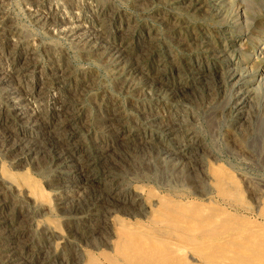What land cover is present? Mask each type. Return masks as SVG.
<instances>
[{"label":"rangeland","instance_id":"obj_1","mask_svg":"<svg viewBox=\"0 0 264 264\" xmlns=\"http://www.w3.org/2000/svg\"><path fill=\"white\" fill-rule=\"evenodd\" d=\"M154 1L153 0H104V1L103 0H96V1L95 0L94 1L93 0H81V1L80 0H2L1 1L0 0V5L2 6V7L0 6L1 7L0 12H1V14H4V15L0 16L1 17L0 18V21H1L0 22V31L2 32V33L0 32L1 33L0 34V38H1L0 39V43H1L0 53H2V54H0V57L3 56L2 59H0V66H1L0 70L3 69L2 71L5 73L13 71L11 69L14 68V65L16 62L15 63L12 62V60L7 57L8 53L12 52L13 49L17 48V49H22L24 51H27L29 49V51H31L32 54L28 60L30 62V65L33 66V68L31 69L32 78H33V79H31V83H32L31 86L34 87L35 84H38L40 86H38V89H35V91L28 94L27 96H22V99L25 98L27 103L30 106L32 105V103H33V105H35L36 103L38 104V101H39V105L41 103V105H40L41 106V108H40L41 112L40 113L43 115L41 116L42 121L40 122V119H39L38 125H40L42 127H46V128H48L50 126V129H52V130L55 129V131L58 129L57 130L58 136L55 135L56 137L53 138L52 141L46 143V145H45V148H47L46 150L43 149L41 146H38V144H37V145H35V149H34L35 152L33 150L32 153H26L24 150L19 152V153H15V154L9 153L7 151V145H6L7 142L5 141V139L1 135L2 138H0V140H1L0 144L2 145V147L0 145V166H2V168L5 167L4 168L5 172H2L3 169H0V173L2 172L3 178H5L7 181H10L13 184H15V187L17 186L19 189H22L23 192H25L27 194V196L30 195V193H28V190L30 191V189H31V188L29 189V185L27 184V182H29V183L32 182V184H35L37 186V189L39 190V194L38 195L31 194L29 196V200L27 201L23 195L22 196H20L21 194L20 195H16V194L14 195V193L8 191L6 187L1 188V186H0V189L5 190L2 192L3 196L1 195V198H0V203H1V199L4 202V204L1 203L2 206H4V208L3 207H2L3 209L1 208L3 212L0 213V219H1L0 220L1 221L0 222V229H1L0 230V233H1V235H0V239H1L0 240L1 241L0 242V249H1L0 250V254H1L0 255V264H5V263H7V264H20V263L21 264H36V263L37 264H46V263H48V264H64V263L65 264H72V263L76 264L79 261H81V262H79L77 264H110L109 262H110L111 258L117 259V257H118V254H116V251H115L116 250V244L118 241V237L122 233V230L124 227H126V229H127V227H128V229H133V228H137L138 226H140V227L143 226L145 228H147V227L151 228V226H152V222H151L152 221V215L156 213L155 209H157V211H158L159 209L172 208L174 206H177L181 210L187 211L189 213H191L192 211L195 212V211L199 210L201 212L204 211L203 213H205L208 216L213 215V216L219 217L220 218L219 220L221 222L219 225H220V227H223L225 229L240 228V227L242 228L244 226L245 227L250 226L248 228H250L251 230H254V229H258L260 227H264V223H261V221H264V193H261L262 191H264V190H262V188H264V126H262V124H264V120H262V119H264V110H262V109H264V0H195V1L194 0H154ZM96 2H98V3H96ZM49 4H51V5H49ZM183 4L185 5V7ZM43 5H44V7H43ZM131 5L134 7H132ZM5 6H6V8H5ZM47 6H48V8H47ZM2 10H4L6 13ZM91 11H93V12H91ZM43 12H44V14H43ZM98 13H100V14H98ZM161 13H162V15H161ZM129 14H131V15H129ZM46 15H47V17H46ZM60 15L62 18H59ZM180 16H182V17H180ZM161 18H162V20H161ZM165 18H167V19H165ZM116 19H118V20H116ZM184 20H185V22H184ZM12 21L15 24H13ZM39 21H40V24H39ZM63 22H64V24H63ZM170 22H171V24H170ZM201 22H202V24H201ZM134 23L136 24V26ZM62 24H63V26H62ZM128 24H130V25L128 26ZM154 24H155V26H154ZM193 24H194V26H192ZM216 24H218V25H216ZM3 25H5L6 27H4ZM7 26L9 27V29ZM105 26L106 27L108 26V28L109 27L110 28L106 29ZM87 28H89V29H87ZM118 28H119V30H118ZM17 29H18V31H17ZM176 29H177V31H176ZM94 30H96V31H94ZM97 30H98V33H97ZM105 30H109V31L104 32ZM154 30H156V31H154ZM74 32H76L77 34ZM157 32L159 35H157ZM27 33L29 34L28 36H27ZM139 33H140V35H138ZM11 34H12V36H9ZM25 34H26V38H25ZM65 34H66V36H65ZM74 34H75V36H74ZM104 34H105V36L107 35L106 38H105V36H103ZM113 34L115 36H113ZM2 35L4 36V38L1 37ZM13 35H15V36H13ZM16 36H18V37L20 36L19 40H18V37H16ZM70 36H73V38H69ZM112 37H114V38H112ZM8 38H9V40H8ZM27 38H29V39H27ZM111 38H112V40H111ZM31 39H32V41H31ZM186 39H188V40H186ZM193 39L195 40V42ZM1 40H3V41H1ZM13 40H15L16 42H14ZM125 40H127V41H125ZM178 40H180V41H178ZM111 41H112V43H111ZM34 42H35L36 46L33 44ZM168 42H169V44H168ZM21 44H23L24 46ZM49 44H50V46H49ZM125 44H126V46H125ZM177 47H178V49H177ZM4 48H6L7 50ZM26 48H28V49H26ZM85 48H86V50H85ZM123 48L125 50H123ZM200 48H202V49H200ZM1 49H3V50H1ZM38 49H39V51H38ZM90 50L91 51L93 50L92 53H90L91 52ZM112 50H113V52H112ZM5 51L7 52V54L5 53ZM46 51H47V54H46ZM88 51H90V52H88ZM142 51H144V54H142ZM126 53H128V54H126ZM4 54H5V56H4ZM130 55H132V56L130 57ZM33 57H34V59H32ZM156 59H157V61H156ZM1 61H3L6 65ZM6 61H9V62H6ZM31 61H32V63H31ZM101 62H103V63L101 64ZM141 62H143V64ZM66 63H68V64H66ZM55 64H57L58 67L60 66V68H59L60 70L56 69L58 67ZM115 66H116V68H115ZM49 68H52L53 71H52V69H49ZM33 70H35V71H33ZM140 71H142V72H140ZM112 74H113V76H112ZM116 74H117V76H116ZM75 75H76V78H75ZM70 77H71V79H70ZM37 78H39V79H37ZM22 79L23 78H20V81H23ZM97 79H98V81H96ZM50 81L51 82L53 81V82L50 83ZM72 81H73V83H72ZM103 81H104V83H103ZM223 81H225V83H223ZM64 82H66V84ZM112 82H113V84H111ZM120 82H122V83H120ZM22 84L23 83H21V87H22ZM118 84L120 86H117ZM66 85H68V86H66ZM126 85H127V87H126L127 91H125ZM183 85H185V86H183ZM21 87H19V89ZM88 87H89V89H88ZM23 88H24V85H23ZM48 89H49V91H48ZM40 90L42 91V93ZM37 91H39V92H37ZM71 91L72 92L76 91V92L70 93ZM135 92L138 94L136 95ZM150 92H152V93H150ZM153 92H155V93H153ZM35 93H36V95H35ZM46 94H48V95H46ZM70 94H72L74 96V98ZM75 94H77V95H75ZM110 94H111V96H110ZM154 94H156V95H154ZM242 94H243V96H242ZM139 95L140 96L142 95V96L140 97ZM36 96H37V99H36ZM50 96H51V98H50ZM5 97H6V95L4 94V92H2V90H0V105H1V108L3 109V110L1 109L0 111H1L2 116L5 115V114H3L4 113L3 111L4 110L6 111V109L9 108V105H10V103L6 102ZM54 97H56L57 99ZM103 97H105V98H103ZM233 97H235V98H233ZM58 98H60V99H58ZM109 98H110V100H109ZM241 98H243V99H241ZM217 99H218V101H217ZM240 100H242V101H240ZM110 101H112V102H110ZM215 101H217V102L213 103ZM119 102H120V104H119ZM133 102L135 105H133ZM145 102H147V103H145ZM4 103H5V105H3ZM148 103H149V105H148ZM64 104H67V105H64ZM104 104H106V105H104ZM146 104H147V107H146ZM69 105H70V107H69ZM141 105H143V106L141 107ZM150 105L152 106V108L150 107ZM159 105H160V107H159ZM44 106H45V108H43ZM55 106L57 107V109ZM122 106L124 108H121ZM256 106H257V108H256ZM50 107H53V108H50ZM114 107H115V109H114ZM234 107H236V108H234ZM208 108L210 109V112H209ZM113 109L118 111V112L114 111ZM124 109H125V111H124ZM155 109L156 110L158 109V112ZM57 110L58 111L60 110L59 111L60 114L58 116L55 113V111H57ZM139 110H140V112H138ZM82 112H83V114H82ZM150 113H152L151 117H149ZM155 113H157V114H155ZM72 114H74V115H72ZM145 114H146V116H143ZM169 114H170V116H169ZM176 114H177V116H176ZM260 114H262V115H260ZM64 115L65 116L67 115V116L65 117ZM84 116H86V117H84ZM115 116H116V118H115ZM59 117H60V119H59ZM146 117H147V119H146ZM152 117H153V119H152ZM85 118H87V119H85ZM182 118H183V120H182ZM254 118H256V120ZM71 119H72V121H71ZM134 119H135V123H134V121H132ZM233 119H235V120H233ZM44 120H48V121H46V123H45ZM97 120H102V121H97ZM151 120H153V121H151ZM54 121H55V123H54ZM148 121H150V122H148ZM186 121L188 122V124ZM43 122H44V124H43ZM106 122H108V123H106ZM153 122H155V123H153ZM10 123H11L13 129H20L21 124H19L18 121L16 122V120H14V117L10 116ZM95 123H96V125H95ZM105 123H106V126L104 125ZM117 123H118V125H117ZM130 123H132L133 125H131ZM60 124H62V125H60ZM84 124H85V127H84ZM86 124H88V126ZM247 125L248 126L251 125V126L248 127ZM58 126L59 127L61 126V127L58 128ZM113 126L115 127L114 131H113ZM116 126H119L120 129H119V127H116ZM64 128L65 129L68 128V129L65 130ZM59 129H60V132H59ZM63 130H64V132H63ZM108 130H109V132H108ZM137 130L140 131L139 134H138ZM164 130H165V132H164ZM188 130L189 131L191 130V131L189 132ZM238 130H239V132H238ZM81 131H82V133H81ZM249 131H250V134H249ZM52 132L53 131H51V133ZM69 132H71V133H69ZM87 132H88V134H87ZM142 132H143V135L141 134ZM146 133H147V135H146ZM182 133H183V135H182ZM61 134L64 136H62ZM115 134H117V135H115ZM154 135L157 138H155ZM180 135H182L181 136L182 138L179 139ZM243 135H244V137H243ZM81 136H83V137L81 138ZM93 136H95V137H93ZM123 136H125V137H123ZM196 136L198 138H196ZM148 137L151 139H149ZM193 137H195V138H193ZM58 138H60L59 139L60 141H56V140H58ZM64 138H65V140H64ZM80 139H81V141H80ZM128 139H130V140H128ZM139 139L141 140L140 142H139ZM157 139L161 142H159ZM174 139H178L179 142L177 140H174ZM181 139H182L183 144L181 142ZM197 139H198V141H197ZM13 140H14V138H13ZM131 140H132V142H131ZM149 140H150V142H149ZM190 140L193 142H191ZM202 140H203V142H201ZM242 140L244 141V143H242L243 142ZM56 143H57V145H56ZM118 143H120V144H118ZM163 143H164V145H163ZM191 143H194V144H191ZM70 144L72 147H70ZM152 144H154V145H152ZM173 144H174V146H173ZM176 144H178L179 146ZM183 145H185V146H183ZM158 146L159 147L163 146V147L161 149V147L159 148ZM166 147L168 149H166ZM174 147L178 148V149H175ZM203 147H205V148L203 149ZM79 148H80V150H79ZM182 149H184V150H182ZM195 150L198 152H196ZM206 150H208L207 153H206ZM258 150H260V151H258ZM1 151H3V152H1ZM6 151H7V154H6ZM44 151L48 154H46ZM78 151H79V153H78ZM157 151H158V153L160 152L161 154L160 153H159L160 155L157 154ZM72 152H74V153H72ZM80 152H82V154ZM100 152H102V153H100ZM152 152H153V154H152ZM164 152H166V153H164ZM155 153H156V157H154ZM167 153H174V155H173L174 158L173 159L168 158L166 156ZM195 153L196 154L198 153V155H196ZM85 154H86V156L87 155L88 156L86 157ZM149 154H150V156H149ZM91 155H93V156H91ZM146 155L148 156L147 157L148 159L146 158ZM161 155H162V157H161ZM32 156H34V157H32ZM140 156L143 159H141ZM188 156L189 157L193 156L192 159H193V161L194 160L195 161L193 162L191 160V158H189ZM197 156H198V160H197ZM179 157H183V158H179ZM34 158H35V162H34ZM99 158H100V160H99ZM158 158H160L161 160H158ZM155 159H156V161H155ZM174 159H177V160H174ZM39 160H43V161H39ZM69 160H72L76 165H74V167H71V165L69 166L68 164H66L65 162H68ZM75 160H76V162H75ZM136 160H137V162H136ZM143 160H144V162H143ZM5 161L6 162L10 161L11 163L10 162L5 163ZM23 161L26 163H24ZM127 161L129 163H127ZM177 161L178 162L180 161V162L178 163ZM41 162H42V164H41ZM139 162H140V165H139ZM200 162H202L203 164ZM27 163L29 166H27ZM208 163H209V165H208ZM114 164H117V165L114 166ZM17 165H19V166H17ZM160 165H162V166H160ZM210 165L215 167V168L211 167ZM15 166H17V167H15ZM77 166L79 168H77ZM130 166L132 168H130ZM146 166H148V167L150 166V167L148 168ZM200 166H202V167H200ZM34 167H36V168H34ZM104 167H106V169ZM153 167H155V168H153ZM165 167L166 168L168 167V169H165ZM147 168L150 170H148ZM174 168L176 169L175 172H174ZM217 168H221V170L217 169ZM50 169H52V170H50ZM141 169H142V171H141ZM226 169H228V171ZM85 170L88 174L85 172ZM100 170L102 172H100ZM103 170H107V171H103ZM137 170H138V174L136 173ZM164 170H166V171H164ZM170 170L172 173L170 172ZM203 170L206 172H204ZM214 170H216V171H214ZM185 171H187V173ZM23 172H24V175H22ZM180 172H182V173L180 174ZM68 173L71 175H69ZM121 173H124V174L119 175ZM153 173H156V174L153 175ZM7 174H9V175H7ZM44 174H46V175H44ZM170 174H172V176ZM183 174H184V176L179 177V175H183ZM189 174H191V175H189ZM194 174H196V175L194 176ZM197 174H200V176ZM217 174H219L218 177H217ZM227 174H228V176H230V175L231 176L228 178ZM15 175L22 176L21 178H23L24 180L20 179L19 176L17 177ZM53 175H54V177H53ZM112 175L115 177H113ZM12 176H13V179H12ZM24 176H28V178L26 179V177H24ZM66 176H68V177H66ZM101 176H102V178H101ZM126 176H127L128 180H127ZM160 176H162V180L158 179V178H161ZM163 176H165V178ZM209 176H211V177H209ZM14 177L16 178V180ZM106 177H107V179H106ZM204 177L207 178L208 180L207 179H205L206 181L202 180V179H204ZM86 178L88 179V181ZM110 178H112V179L110 180ZM211 178L213 179V181L211 180ZM231 178H233L234 180L232 179V181H230ZM30 179H31V181H30ZM157 179L160 181L159 183H161V184L157 183ZM168 179H171V180H168ZM191 179H193V180H191ZM241 179H242V181H241ZM83 180H84V182H83ZM167 180H168V182H167ZM218 180L222 181V183ZM110 181H111V184H110ZM141 181H143V182H141ZM170 181H171V183H169ZM175 181H177V184H178V182H180V185H177ZM203 181L205 182V184L208 181L207 185H205L203 183ZM164 182H166V184L168 183L167 184L168 187L166 184H164ZM103 183H105V184H103ZM162 183L166 186H164ZM172 183H175L176 186ZM213 183L216 184L215 186H217L218 188L215 187ZM97 184H98V186H97ZM124 184H125V186H123ZM126 184H127V186H126ZM130 184H132V185H130ZM156 184H157V186H156ZM183 184L185 185V187H183ZM227 184H229V185H227ZM211 185H213V188ZM64 186L66 188H64ZM108 186H109V188H108ZM122 186L124 187L125 197L129 198L126 201H123V200L121 201V198H119L116 194H114L112 192L113 190L116 191L117 188H119V187L123 189ZM137 186L141 190L138 189ZM146 186H148V187H146ZM187 186L189 187V189L192 188L191 193H190V190L187 189L188 188ZM244 186L246 187L247 190H245ZM97 187H98V189H97ZM112 187H113V189H112ZM260 187H261V189H260ZM158 188H160V189H158ZM168 188L171 190H169ZM182 188H184V190ZM233 188H236V189H233ZM83 189H84V191H83ZM111 189H112V191H111ZM131 189L134 191H132ZM137 189L139 191H137ZM179 189H182V190L179 191ZM215 189H217V190H215ZM221 189H222V191H221ZM258 189H260V191ZM125 190H126V193H125ZM166 190H168V191H166ZM233 190H235L234 193H233ZM91 191H93L94 193L93 192L91 193ZM210 191H212L213 193ZM227 191L228 192L232 191V194L228 193ZM76 192L79 194H77ZM167 192H169V193L167 194ZM186 192H188V193H186ZM214 192H216L217 194ZM223 192H226V193H223ZM42 193H45V194H42ZM83 193H85V194L83 195ZM179 193H181V194H179ZM195 193H197V194H195ZM202 193L203 194L205 193V194L203 195ZM235 193H237L238 198H236ZM46 194H47V196L45 197L44 195H46ZM76 194L79 195V197ZM112 194H114L115 196L114 195L110 196ZM193 194H195V195H193ZM211 194L212 195L215 194L214 198ZM219 194H221V195H219ZM225 194H227V196L225 197L226 199H228L227 197L229 196V194L231 195V196H229L230 198L227 201L224 198ZM39 195H43L44 199L42 198V196H39ZM161 195H162V197H161ZM207 195H209L210 197ZM216 195H219L221 198L219 196H216ZM233 195H235V197ZM259 195H260V197H257ZM85 196H88L89 198L85 197ZM99 196H100V198H99ZM108 196H109V198H108ZM141 196L143 197V199L146 200L145 202ZM232 196L234 197V199L231 198ZM251 196H253L254 198ZM255 196L257 198H255ZM10 197H12V199H9ZM14 197H15V199H14ZM18 197L19 198L21 197V199H23V200H20ZM208 197H209V199H208ZM40 198H42V199L40 200ZM72 198H74V199H72ZM136 198H137V200H136ZM153 198L156 199V201ZM186 198H187V200L185 201ZM212 198H213V200H212ZM32 199H34V200H32ZM214 199L216 200V203L213 202ZM237 199L240 200V203H238L239 201ZM36 200H37V202H36ZM132 200L133 201L135 200L134 204H133ZM170 200H172V201H170ZM206 200H208V201H206ZM209 200H210V203H212V204L206 203V202H209ZM234 200H236V201L233 202ZM33 201H35L36 203ZM70 201H71V203H69ZM180 201H182V202H180ZM187 201H189V202H187ZM242 201H243L244 205H242L243 204ZM17 202H19V203L21 202V203L19 204ZM146 202H147V204H146ZM154 202H156L155 205H154ZM176 202H178V203H176ZM148 203L150 204V207H147ZM152 203L154 206L152 205ZM213 203H215V205H213ZM222 203H223V205H222ZM24 204H25V206L26 205L27 206L26 207L23 206ZM107 204H108V206H107ZM138 205L140 206V208ZM201 205H202V207H201ZM236 205L238 208L236 207ZM239 205H241V206L239 207ZM248 205L250 208L248 207ZM43 206H44V209H43ZM41 207H42V209H41ZM51 207H53V208H51ZM96 207H97V209H96ZM125 207H127V208H125ZM133 207H134V209H133ZM142 207H144V208H142ZM151 207H152V209H151ZM18 208H20V210ZM66 208H68V209H66ZM106 208H108V209H106ZM135 208H138V209H135ZM148 208H150L151 210H149ZM233 208L235 209V211L238 210L239 208H241V209L238 210L239 212L238 211L235 212ZM5 209H6V211H5ZM37 209H38V211H37ZM140 209H141V211H140ZM33 210H35V211H33ZM44 210H45V212H44ZM46 210H48V212ZM64 210H66V211H64ZM128 210H130V211H128ZM142 210H143V212H142ZM163 210H165V209H163ZM249 210L251 213L246 212ZM23 211H24V214H21V213H23ZM26 211H29V212H26ZM117 211H119V212H117ZM144 211H146V214H144L145 213ZM222 211L227 213V214L222 215L221 214ZM126 212H128V213H126ZM18 213H19V215H18ZM23 216H24V219L22 218ZM82 216H84V217H82ZM107 216H109V217H107ZM2 217H4V218H2ZM254 217H256V218H254ZM7 218H10V219H7ZM112 218H115L117 221L115 220V222H111V221H113ZM147 218H148V220H147ZM27 219L28 220L30 219L29 220L30 222L33 221L31 223L34 226V231H36L33 235H30L31 237L27 236V234H26L28 223H30ZM14 221H16V222H14ZM47 221H48V223H47ZM122 221H123V224L125 226L121 225ZM36 222L38 223V225L36 224ZM73 222H75V223H73ZM95 222H96V224H95ZM116 222H118L119 224ZM133 222L135 224H133ZM104 223H105V225H104ZM148 223H150V224H148ZM52 224H54L53 225L54 227L52 226ZM110 224H111V226H110ZM248 224H250V225H248ZM15 225H16V228H15ZM39 225H41V226H39ZM108 225H109V227H108ZM2 226H3V228H1ZM11 226H13V227H11ZM44 226H45V228L47 227L46 230H51V231L55 232V235L53 237L47 235L45 233L46 230L43 229ZM9 227L12 229H10ZM40 227H42V228H40ZM90 227H92V228H90ZM37 228L39 230H37ZM2 230L5 232H3ZM110 230H111V232H110ZM60 232H61V234H60ZM98 232H99V234H98ZM57 233H59V235H62L61 239H60V236L57 235ZM25 236H27V237H25ZM45 236H46V238H45ZM36 237H38V238H36ZM55 237H57V238H55ZM105 238H106V240H105ZM112 238H113V240H112ZM54 239L56 241L58 239H60V240H58L56 242V241H54ZM109 239H111L112 241ZM47 240H49V241H47ZM34 241L36 242L35 244H34ZM64 241H66V242L64 243ZM67 241H69V242H67ZM9 242H10V244H9ZM16 242H17V244H16ZM37 242L40 244H38ZM19 243H20V245H19ZM48 243H50V244H48ZM47 244H48V246H50V245L51 246L53 245V246L48 247ZM95 244H96V246H95ZM55 245H57V247H54ZM74 246H77V248ZM99 246H101V247H99ZM33 247H34V249H33ZM56 248L57 249L59 248V250H57ZM2 249H3V251H2ZM55 249H56V251H55ZM75 249H76V251H75ZM79 249H80V251H79ZM8 250H10V251L8 252ZM48 250H50V251L48 252ZM54 251H55V253H54ZM67 252H68L69 256H68ZM75 252H77V253L74 254ZM23 254H25V255H23ZM35 254H36V256H35ZM61 254H63V255H61ZM40 255H42V256H40ZM15 256H17V257H15ZM94 256H96V257H94ZM28 257H29V259H28ZM56 257H58V258H56ZM75 257L79 260L76 261ZM33 258H35L34 259L35 261L33 260ZM49 258H51L52 260ZM61 258H63V259H61ZM69 258H70V260H69ZM71 258H73V259L75 258V259L72 260ZM100 258H101V260H100ZM185 260H184V262L186 264H198L196 262L190 261L187 257ZM55 261H57V262H55ZM117 262H118V264H120V261H117Z\"/></svg>","mask_w":264,"mask_h":264},{"label":"bare ground","instance_id":"obj_2","mask_svg":"<svg viewBox=\"0 0 264 264\" xmlns=\"http://www.w3.org/2000/svg\"><path fill=\"white\" fill-rule=\"evenodd\" d=\"M2 1V0H1ZM81 1V0H80ZM94 1V0H93ZM96 1V0H95ZM104 1V0H103ZM154 1V0H153ZM195 1V0H194ZM6 2V1H5ZM8 2V1H7ZM36 2V1H35ZM64 2V1H63ZM83 2V1H82ZM108 2V1H107ZM151 2V1H150ZM155 2V1H154ZM159 2V1H158ZM187 2V1H186ZM189 2V1H188ZM3 3V2H2ZM75 3V2H74ZM73 3V4H74ZM87 3V2H86ZM96 3H98V2H96ZM111 3V2H110ZM113 3V2H112ZM118 3V2H117ZM43 4V3H42ZM81 4V3H80ZM83 4V3H82ZM92 4V3H91ZM95 4V3H94ZM93 4V5H94ZM106 4V3H105ZM108 4V3H107ZM36 5V4H35ZM49 5H51V4H49ZM48 5V6H49ZM75 5V4H74ZM85 5V4H84ZM88 5V4H87ZM115 5V4H114ZM141 5V4H140ZM146 5V4H145ZM184 5V4H183ZM1 6V5H0ZM41 6V5H40ZM48 6H47V8H48ZM56 6V5H55ZM102 6V5H101ZM100 6V7H101ZM132 6V5H131ZM130 6V7H131ZM2 7V6H1ZM1 7H0V9H1ZM43 7H44V5H43ZM75 7V6H74ZM121 7V6H120ZM132 7H134V6H132ZM175 7V6H174ZM184 7H185V5H184ZM5 8H6V6H5ZM76 8V7H75ZM104 8V7H103ZM106 8V7H105ZM165 8V7H164ZM44 9V8H43ZM79 9V8H78ZM90 9V8H89ZM94 9V8H93ZM55 10V9H54ZM82 10V9H81ZM88 10V9H87ZM98 10V9H97ZM107 10V9H106ZM123 10V9H122ZM140 10V9H139ZM142 10V9H141ZM163 10V9H162ZM187 10V9H186ZM2 11H4V10H2ZM34 11V10H33ZM43 11V10H42ZM99 11V10H98ZM5 12V11H4ZM59 12V11H58ZM91 12H93V11H91ZM3 13V12H2ZM6 13V12H5ZM9 13V12H8ZM90 13V12H89ZM112 13V12H111ZM123 13V12H122ZM142 13V12H141ZM0 14H1V12H0ZM40 14V13H39ZM43 14H44V12H43ZM59 14V13H58ZM92 14V13H91ZM97 14V13H96ZM98 14H100V13H98ZM127 14V13H126ZM172 14V13H171ZM177 14V13H176ZM2 15H4V14H1L0 16H2ZM11 15V14H10ZM129 15H131V14H129ZM161 15H162V13H161ZM205 15V14H204ZM209 15V14H208ZM116 16V15H115ZM127 16V15H126ZM135 16V15H134ZM139 16V15H138ZM141 16V15H140ZM171 16V15H170ZM183 16V15H182ZM182 16H180V17H182ZM197 16V15H196ZM6 17V16H5ZM11 17V16H10ZM9 17V18H10ZM46 17H47V15H46ZM98 17V16H97ZM129 17V16H128ZM131 17V16H130ZM152 17V16H151ZM162 17V16H161ZM1 18V17H0ZM59 18H62L61 17V15H60V17ZM137 18V17H136ZM197 18V17H196ZM5 19V18H4ZM54 19V18H53ZM78 19V18H77ZM99 19V18H98ZM126 19V18H125ZM149 19V18H148ZM165 19H167V18H165ZM181 19V18H180ZM2 20V19H1ZM15 20V19H14ZM42 20V19H41ZM57 20V19H56ZM88 20V19H87ZM105 20V19H104ZM116 20H118V19H116ZM142 20V19H141ZM161 20H162V18H161ZM7 21V20H6ZM5 21V22H6ZM9 21V20H8ZM58 21V20H57ZM66 21V20H65ZM68 21V20H67ZM86 21V20H85ZM84 21V22H85ZM97 21V20H96ZM102 21V20H101ZM188 21V20H187ZM1 22V21H0ZM43 22V21H42ZM53 22V21H52ZM78 22V21H77ZM100 22V21H99ZM116 22V21H115ZM114 22V23H115ZM120 22V21H119ZM126 22V21H125ZM142 22V21H141ZM161 22V21H160ZM184 22H185V20H184ZM11 23V22H10ZM12 23H13V21H12ZM11 23V24H12ZM38 23V22H37ZM49 23V22H48ZM54 23V22H53ZM76 23V22H75ZM138 23V22H137ZM146 23V22H145ZM144 23V24H145ZM163 23V22H162ZM167 23V22H166ZM174 23V22H173ZM189 23V22H188ZM9 24V23H8ZM13 24H15V23H13ZM39 24H40V21H39ZM63 24H64V22H63ZM63 24H62V26H63ZM66 24V23H65ZM72 24V23H71ZM80 24V23H79ZM85 24V23H84ZM83 24V25H84ZM100 24V23H99ZM135 24V23H134ZM141 24V23H140ZM170 24H171V22H170ZM191 24V23H190ZM201 24H202V22H201ZM7 25V24H6ZM82 25V26H83ZM96 25V24H95ZM110 25V24H109ZM114 25V24H113ZM130 24H128V26H129ZM175 25V24H174ZM197 25V24H196ZM216 25H218V24H216ZM4 27H6L5 25H3ZM53 26V25H52ZM71 26V25H70ZM86 26V25H85ZM90 26V25H89ZM124 26V25H123ZM135 26H136V24H135ZM154 26H155V24H154ZM157 26V25H156ZM192 26H194V24L192 25ZM207 26V25H206ZM213 26V25H212ZM8 27V26H7ZM13 27V26H12ZM91 27V26H90ZM93 27V26H92ZM97 27V26H96ZM106 27V26H105ZM141 27V26H140ZM190 27V26H189ZM14 28V27H13ZM18 28V27H17ZM100 28V27H99ZM110 28V27H109ZM108 28V26L106 27V29H109ZM159 28V27H158ZM8 29H9V27H8ZM58 29V28H57ZM60 29V28H59ZM75 29V28H74ZM87 29H89V28H87ZM103 29V28H102ZM121 29V28H120ZM125 29V28H124ZM132 29V28H131ZM145 29V28H144ZM153 29V28H152ZM162 29V28H161ZM191 29V28H190ZM189 29V30H190ZM2 30V29H1ZM7 30V29H6ZM13 30V29H12ZM99 30V29H98ZM98 30H97V33H98ZM116 30V29H115ZM118 30H119V28H118ZM117 30V31H118ZM184 30V29H183ZM197 30V29H196ZM17 31H18V29H17ZM85 31V30H84ZM88 31V30H87ZM94 31H96V30H94ZM101 31V30H100ZM107 31H109V30H105L104 32H107ZM111 31V30H110ZM116 31V32H117ZM140 31V30H139ZM152 31V30H151ZM154 31H156V30H154ZM164 31V30H163ZM162 31V32H163ZM172 31V30H171ZM176 31H177V29H176ZM1 32V31H0ZM7 32V31H6ZM16 32V31H15ZM47 32V31H46ZM66 32V31H65ZM68 32V31H67ZM113 32V31H112ZM121 32V31H120ZM133 32V31H132ZM170 32V31H169ZM173 32V31H172ZM180 32V31H179ZM2 33V32H1ZM0 33V34H1ZM9 33V32H8ZM7 33V34H8ZM11 33V32H10ZM18 33V32H17ZM23 33V32H22ZM70 33V32H69ZM74 33H76V32H74ZM83 33V32H82ZM87 33V32H86ZM115 33V32H114ZM124 33V32H123ZM151 33V32H150ZM165 33V32H164ZM177 33V32H176ZM182 33V32H181ZM197 33V32H196ZM16 34V33H15ZM19 34V33H18ZM77 34V33H76ZM88 34V33H87ZM100 34V33H99ZM125 34V33H124ZM143 34V33H142ZM174 34V33H173ZM179 34V33H178ZM195 34V33H194ZM29 34L27 33V36H28ZM92 35V34H91ZM97 35V34H96ZM102 35V34H101ZM135 35V34H134ZM133 35V36H134ZM138 35H140V33L138 34ZM151 35V34H150ZM157 35H159L158 34V32H157ZM165 35V34H164ZM167 35V34H166ZM9 36H12V34L11 35H9ZM8 36V37H9ZM13 36H15V35H13ZM65 36H66V34H65ZM74 36H75V34H74ZM103 36H105V34L103 35ZM107 36V35H106ZM106 36H105V38H106ZM110 36V35H109ZM113 36H115L114 34H113ZM174 36V35H173ZM179 36V35H178ZM194 36V35H193ZM1 37H3L4 38V36L2 35ZM16 37H18V36H16ZM142 37V36H141ZM12 38V37H11ZM10 38V39H11ZM19 38H20V36L18 37V40H19ZM25 38H26V34H25ZM67 38V37H66ZM69 38H73V36H70ZM68 38V39H69ZM95 38V37H94ZM112 38H114V37H112ZM112 38H111V40H112ZM116 38V37H115ZM172 38V37H171ZM1 39V38H0ZM27 39H29V38H27ZM129 39V38H128ZM156 39V38H155ZM164 39V38H163ZM178 39V38H177ZM199 39V38H198ZM8 40H9V38H8ZM7 40V41H8ZM16 40V39H15ZM15 40H13L14 42H16ZM26 40V39H25ZM75 40V39H74ZM92 40V39H91ZM103 40V39H102ZM114 40V39H113ZM120 40V39H119ZM140 40V39H139ZM176 40V39H175ZM181 40V39H180ZM180 40H178V41H180ZM184 40V39H183ZM186 40H188V39H186ZM185 40V41H186ZM194 40V39H193ZM1 41H3V40H1ZM12 41V42H13ZM28 41V40H27ZM31 41H32V39H31ZM70 41V40H69ZM108 41V40H107ZM122 41V40H121ZM125 41H127V40H125ZM143 41V40H142ZM173 41V40H172ZM171 41V42H172ZM197 41V40H196ZM19 42V41H18ZM25 42V41H24ZM89 42V41H88ZM117 42V41H116ZM130 42V41H129ZM132 42V41H131ZM137 42V41H136ZM147 42V41H146ZM194 42H195V40H194ZM22 43V42H21ZM30 43V42H29ZM37 43V42H36ZM75 43V42H74ZM80 43V42H79ZM94 43V42H93ZM99 43V42H98ZM101 43V42H100ZM103 43V42H102ZM111 43H112V41H111ZM114 43V42H113ZM145 43V42H144ZM155 43V42H154ZM159 43V42H158ZM162 43V42H161ZM175 43V42H174ZM20 44V43H19ZM26 44V43H25ZM28 44V43H27ZM34 45H35V42L33 43ZM46 44V43H45ZM121 44V43H120ZM137 44V43H136ZM168 44H169V42H168ZM202 44V43H201ZM21 45H23V44H21ZM56 45V44H55ZM114 45V44H113ZM133 45V44H132ZM165 45V44H164ZM187 45V44H186ZM0 46H1V43H0ZM9 46V45H8ZM13 46V45H12ZM15 46V45H14ZM24 46V45H23ZM36 46V45H35ZM49 46H50V44H49ZM88 46V45H87ZM86 46V47H87ZM121 46V45H120ZM125 46H126V44H125ZM134 46V45H133ZM197 46V45H196ZM10 47V46H9ZM16 47V46H15ZM22 47V46H21ZM42 47V46H41ZM46 47V46H45ZM84 47V46H83ZM123 47V46H122ZM147 47V46H146ZM34 48V47H33ZM115 48V47H114ZM125 48V47H124ZM123 48V50H125ZM134 48V47H133ZM188 48V47H187ZM4 49H6V48H4ZM11 49V48H10ZM26 49H28V48H26ZM36 49V48H35ZM43 49V48H42ZM46 49V48H45ZM58 49V48H57ZM75 49V48H74ZM84 49V48H83ZM88 49V48H87ZM95 49V48H94ZM132 49V48H131ZM139 49V48H138ZM152 49V48H151ZM171 49V48H170ZM177 49H178V47H177ZM200 49H202V48H200ZM206 49V48H205ZM1 50H3V49H1ZM7 50V49H6ZM34 50V49H33ZM41 50V49H40ZM61 50V49H60ZM63 50V49H62ZM85 50H86V48H85ZM104 50V49H103ZM175 50V49H174ZM198 50V49H197ZM38 51H39V49H38ZM79 51V50H78ZM77 51V52H78ZM91 51V50H90ZM90 51H88V52H90ZM93 51V50H92ZM92 51L90 52V53H92ZM95 51V50H94ZM122 51V50H121ZM155 51V50H154ZM179 51V50H178ZM2 52V51H1ZM75 52V51H74ZM80 52V51H79ZM112 52H113V50H112ZM212 52V51H211ZM5 53L7 54V52L5 51ZM97 53V52H96ZM109 53V52H108ZM131 53V52H130ZM203 53V52H202ZM209 53V52H208ZM0 54H2V53H0ZM31 51H29V49L27 50V51H24V50H22V49H17V48H15V49H13V51L12 52H10V53H8V55H7V57L9 58V59H11L12 60V62H16L15 63V65H14V68H12L11 70H13L12 72L10 71V72H7V73H5V72H3L2 70L3 69H1L0 70V90H2V92H4V94L6 95V97H5V99H6V102H8V103H10V105H9V108H7L6 109V111L4 110L3 112V114H5L4 116H2L1 115V111H0V138H4L5 139V141L7 142V151L9 152V153H11V154H15V153H19V152H21V151H25L26 153H32V151L35 149V145H37L38 144V146H41L43 149H47V148H45V145H46V143H48V142H50V141H52L53 140V138H55L56 136H58V129L55 131V129H50V126L48 127V128H46V127H42V126H40V125H38V121H39V119H40V122L42 121V119H41V116L43 115V114H41L40 112H41V103H40V105H39V101H38V104L36 103L35 105H33V103H32V105L30 106L28 103H27V101H26V99L25 98H23L22 99V96H27L28 94H30V93H32L33 91H35V89H38V86H40V85H38V84H35V86L34 87H32L31 85H32V83H31V79H33L32 78V73H31V69L33 68V66L32 65H30V62L28 61L29 60V58H30V56H31ZM46 54H47V51H46ZM66 54V53H65ZM79 54V53H78ZM77 54V55H78ZM84 54V53H83ZM126 54H128V53H126ZM142 54H144V51H142ZM35 55V54H34ZM67 55V54H66ZM136 55V54H135ZM146 55V54H145ZM2 56V55H1ZM4 56H5V54H4ZM58 56V55H57ZM65 56V55H64ZM80 56V55H79ZM84 56V55H83ZM128 56V55H127ZM132 55H130V57H131ZM189 56V55H188ZM3 57V56H2ZM2 57H0V59H2ZM51 57V56H50ZM56 57V56H55ZM126 57V56H125ZM134 57V56H133ZM136 57V56H135ZM150 57V56H149ZM5 58V57H4ZM64 58V57H63ZM73 58V57H72ZM87 58V57H86ZM137 58V57H136ZM171 58V57H170ZM6 59V58H5ZM32 59H34V57L32 58ZM31 59V60H32ZM65 59V58H64ZM4 60V59H3ZM54 60V59H53ZM56 60V59H55ZM61 60V59H60ZM171 60V59H170ZM175 60V59H174ZM233 60V59H232ZM10 61V60H9ZM9 61H6V62H9ZM67 61V60H66ZM65 61V62H66ZM153 61V60H152ZM156 61H157V59H156ZM1 62H3V61H1ZM61 62V61H60ZM74 62V61H73ZM123 62V61H122ZM121 62V63H122ZM129 62V61H128ZM136 62V61H135ZM146 62V61H145ZM154 62V61H153ZM161 62V61H160ZM172 62V61H171ZM175 62V61H174ZM4 63V62H3ZM31 63H32V61H31ZM71 63V62H70ZM103 62H101V64H102ZM142 64H143V62H141ZM140 63V64H141ZM148 63V62H147ZM237 63V62H236ZM242 63V62H241ZM5 64V63H4ZM42 64V63H41ZM58 64V63H57ZM57 64H55L57 67H58V65ZM66 64H68V63H66ZM151 64V63H150ZM175 64V63H174ZM6 65V64H5ZM12 65V64H11ZM64 65V64H63ZM117 65V64H116ZM121 65V64H120ZM136 65V64H135ZM36 66V65H35ZM104 66V65H103ZM114 66V65H113ZM240 66V65H239ZM1 67V66H0ZM3 67V66H2ZM9 67V66H8ZM11 67V66H10ZM49 67V66H48ZM72 67V66H71ZM142 67V66H141ZM157 67V66H156ZM159 67V66H158ZM179 67V66H178ZM38 68V67H37ZM43 68V67H42ZM60 68V66L58 67V68H56V69H59ZM68 68V67H67ZM92 68V67H91ZM95 68V67H94ZM101 68V67H100ZM115 68H116V66H115ZM167 68V67H166ZM175 68V67H174ZM229 68V67H228ZM6 69V68H5ZM4 69V70H5ZM10 69V68H9ZM36 69V68H35ZM49 69H52V68H49ZM66 69V68H65ZM82 69V68H81ZM80 69V70H81ZM89 69V68H88ZM87 69V70H88ZM103 69V68H102ZM139 69V68H138ZM154 69V68H153ZM45 70V69H44ZM60 70V69H59ZM68 70V69H67ZM86 70V69H85ZM131 70V69H130ZM215 70V69H214ZM33 71H35V70H33ZM50 71V70H49ZM52 71H53V69H52ZM70 71V70H69ZM77 71V70H76ZM79 71V70H78ZM83 71V70H82ZM81 71V72H82ZM95 71V70H94ZM112 71V70H111ZM121 71V70H120ZM133 71V70H132ZM200 71V70H199ZM55 72V71H54ZM86 72V71H85ZM88 72V71H87ZM140 72H142V71H140ZM139 72V73H140ZM175 72V71H174ZM181 72V71H180ZM37 73V72H36ZM42 73V72H41ZM57 73V72H56ZM113 73V72H112ZM167 73V72H166ZM219 73V72H218ZM50 74V73H49ZM67 74V73H66ZM114 74V73H113ZM113 74H112V76H113ZM212 74V73H211ZM210 74V75H211ZM153 75V74H152ZM163 75V74H162ZM91 76V75H90ZM105 76V75H104ZM110 76V75H109ZM116 76H117V74H116ZM56 77V76H55ZM73 77V76H72ZM129 77V76H128ZM134 77V76H133ZM132 77V78H133ZM167 77V76H166ZM182 77V76H181ZM222 77V76H221ZM20 78H23L22 80L23 81H20ZM42 78V77H41ZM49 78V77H48ZM75 78H76V75H75ZM83 78V77H82ZM106 78V77H105ZM37 79H39V78H37ZM57 79V78H56ZM61 79V78H60ZM69 79V78H68ZM70 79H71V77H70ZM74 79V78H73ZM85 79V78H84ZM90 79V78H89ZM114 79V78H113ZM124 79V78H123ZM244 79V78H243ZM83 80V79H82ZM107 80V79H106ZM143 80V79H142ZM157 80V79H156ZM161 80V79H160ZM167 80V79H166ZM197 80V79H196ZM235 80V79H234ZM48 81V80H47ZM84 81V80H83ZM90 81V80H89ZM96 81H98V79L96 80ZM124 81V80H123ZM151 81V80H150ZM149 81V82H150ZM164 81V80H163ZM25 82V83H24ZM29 82V83H28ZM33 82V81H32ZM35 82V81H34ZM53 82V81H52ZM51 81H50V83H52ZM79 82V81H78ZM101 82V81H100ZM165 82V81H164ZM192 82V81H191ZM21 83H23L22 84V87H21ZM40 83V82H39ZM48 83V82H47ZM49 83V84H50ZM65 84H66V82H64ZM63 83V84H64ZM72 83H73V81H72ZM89 83V82H88ZM91 83V82H90ZM103 83H104V81H103ZM118 83V82H117ZM120 83H122V82H120ZM119 83V84H120ZM132 83V82H131ZM182 83V82H181ZM223 83H225V81H223ZM43 84V83H42ZM48 84V85H49ZM85 84V83H84ZM92 84V83H91ZM111 84H113V82L111 83ZM117 85V86H120V85ZM127 84V83H126ZM164 84V83H163ZM185 84V83H184ZM23 85H24V88H23ZM34 85V84H33ZM46 85V84H45ZM55 85V84H54ZM73 85V84H72ZM76 85V84H75ZM80 85V84H79ZM128 85V84H127ZM127 85L125 86V88L127 87ZM149 85V84H148ZM147 85V86H148ZM169 85V84H168ZM167 85V86H168ZM226 85V84H225ZM66 86H68V85H66ZM71 86V85H70ZM86 86V85H85ZM90 86V85H89ZM103 86V85H102ZM116 86V87H117ZM124 86V85H123ZM172 86V85H171ZM181 86V85H180ZM183 86H185V85H183ZM233 86V85H232ZM239 86V85H238ZM19 87H21L20 89H19ZM43 87V86H42ZM52 87V86H51ZM50 87V88H51ZM107 87V86H106ZM122 87V86H121ZM150 87V86H149ZM170 87V86H169ZM174 87V86H173ZM194 87V86H193ZM48 88V87H47ZM68 88V87H67ZM137 88V87H136ZM171 88V87H170ZM176 88V87H175ZM183 88V87H182ZM241 88V87H240ZM43 89V88H42ZM81 89V88H80ZM84 89V88H83ZM88 89H89V87H88ZM92 89V88H91ZM95 89V88H94ZM98 89V88H97ZM180 89V88H179ZM226 89V88H225ZM71 90V89H70ZM104 90V89H103ZM133 90V89H132ZM135 90V89H134ZM148 90V89H147ZM207 90V89H206ZM229 90V89H228ZM41 91V90H40ZM48 91H49V89H48ZM68 91V90H67ZM85 91V90H84ZM92 91V90H91ZM118 91V90H117ZM116 91V92H117ZM125 91H127V88L125 89ZM131 91V90H130ZM235 91V90H234ZM237 91V90H236ZM37 92H39V91H37ZM59 92V91H58ZM74 92H76V91H74ZM74 92H70V93H74ZM108 92V91H107ZM115 92V91H114ZM123 92V91H122ZM148 92V91H147ZM159 92V91H158ZM229 92V91H228ZM41 93H42V91H41ZM78 93V92H77ZM81 93V92H80ZM83 93V92H82ZM92 93V92H91ZM136 93V92H135ZM144 93V92H143ZM150 93H152V92H150ZM153 93H155V92H153ZM181 93V92H180ZM255 93V92H254ZM40 94V93H39ZM67 94V93H66ZM138 93H136V95H137ZM145 94V93H144ZM230 94V93H229ZM35 95H36V93H35ZM41 95V94H40ZM46 95H48V94H46ZM68 95V94H67ZM70 95H72V94H70ZM75 95H77V94H75ZM88 95V94H87ZM90 95V94H89ZM92 95V94H91ZM143 95V94H142ZM141 95V96H142ZM154 95H156V94H154ZM251 95V94H250ZM253 95V94H252ZM32 96V95H31ZM43 96V95H42ZM54 96V95H53ZM73 96V95H72ZM81 96V95H80ZM85 96V95H84ZM103 96V95H102ZM101 96V97H102ZM109 96V95H108ZM110 96H111V94H110ZM118 96V95H117ZM140 96V95H139ZM140 96V97H141ZM145 96V95H144ZM242 96H243V94H242ZM47 97V96H46ZM218 97V96H217ZM229 97V96H228ZM246 97V96H245ZM32 98V97H31ZM39 98V97H38ZM44 98V97H43ZM42 98V99H43ZM50 98H51V96H50ZM49 98V99H50ZM54 98H56V97H54ZM73 98H74V96H73ZM103 98H105V97H103ZM131 98V97H130ZM139 98V97H138ZM154 98V97H153ZM233 98H235V97H233ZM35 99V98H34ZM36 99H37V96H36ZM48 99V100H49ZM53 99V98H52ZM57 99V98H56ZM58 99H60V98H58ZM62 99V98H61ZM114 99V98H113ZM116 99V98H115ZM162 99V98H161ZM185 99V98H184ZM237 99V98H236ZM241 99H243V98H241ZM28 100V99H27ZM64 100V99H63ZM108 100V99H107ZM109 100H110V98H109ZM112 100V99H111ZM119 100V99H118ZM139 100V99H138ZM141 100V99H140ZM152 100V99H151ZM258 100V99H257ZM35 101V100H34ZM43 101V100H42ZM217 101H218V99H217ZM217 101H215V102H213V103H216ZM240 101H242V100H240ZM249 101V100H248ZM47 102V101H46ZM52 102V101H51ZM57 102V101H56ZM110 102H112V101H110ZM151 102V101H150ZM158 102V101H157ZM48 103V102H47ZM50 103V102H49ZM55 103V102H54ZM60 103V102H59ZM85 103V102H84ZM106 103V102H105ZM131 103V102H130ZM139 103V102H138ZM142 103V102H141ZM145 103H147V102H145ZM162 103V102H161ZM160 103V104H161ZM44 104V103H43ZM70 104V103H69ZM74 104V103H73ZM117 104V103H116ZM119 104H120V102H119ZM132 104V103H131ZM155 104V103H154ZM157 104V103H156ZM239 104V103H238ZM246 104V103H245ZM258 104V103H257ZM3 105H5V103L3 104ZM48 105V104H47ZM46 105V106H47ZM53 105V104H52ZM64 105H67V104H64ZM104 105H106V104H104ZM113 105V104H112ZM111 105V106H112ZM133 105H135L134 104V102H133ZM148 105H149V103H148ZM248 105V104H247ZM50 106V105H49ZM57 106V105H56ZM55 106V107H56ZM132 106V105H131ZM137 106V105H136ZM143 105H141V107H142ZM226 106V105H225ZM232 106V105H231ZM54 107V106H53ZM53 107H50V108H53ZM59 107V106H58ZM69 107H70V105H69ZM133 107V106H132ZM146 107H147V104H146ZM150 107L152 108V106L150 105ZM156 107V106H155ZM159 107H160V105H159ZM212 107V106H211ZM219 107V106H218ZM259 107V106H258ZM4 108V107H3ZM43 108H45V106L43 107ZM74 108V107H73ZM81 108V107H80ZM83 108V107H82ZM85 108V107H84ZM119 108V107H118ZM121 108H124L123 106L121 107ZM138 108V107H137ZM145 108V107H144ZM175 108V107H174ZM173 108V109H174ZM234 108H236V107H234ZM256 108H257V106H256ZM2 108H1V105H0V110H1ZM56 109H57V107H56ZM62 109V108H61ZM64 109V108H63ZM78 109V108H77ZM110 109V108H109ZM114 109H115V107H114ZM113 109V110H114ZM143 109V108H142ZM154 109V108H153ZM209 109V108H208ZM3 110V109H2ZM49 110V109H48ZM144 110V109H143ZM156 110V109H155ZM163 110V109H162ZM169 110V109H168ZM224 110V109H223ZM238 110V109H237ZM262 110H264V109H262ZM60 111V110H59ZM58 110L57 111H55V113H56V115L58 116L59 114H60V112H59ZM71 111V110H70ZM81 111V110H80ZM79 111V112H80ZM114 111H116V110H114ZM124 111H125V109H124ZM157 112H158V109L156 110ZM161 111V110H160ZM212 111V110H211ZM62 112V111H61ZM73 112V111H72ZM84 112V111H83ZM83 112H82V114H83ZM87 112V111H86ZM113 112V111H112ZM116 112H118V111H116ZM115 112V113H116ZM138 112H140V110L138 111ZM143 112V111H142ZM150 112V111H149ZM152 112V111H151ZM163 112V111H162ZM209 112H210V109H209ZM215 112V111H214ZM257 112V111H256ZM49 113V112H48ZM147 113V112H146ZM165 113V112H164ZM163 113V114H164ZM206 113V112H205ZM41 114V115H40ZM113 114V113H112ZM120 114V113H119ZM136 114V113H135ZM139 114V113H138ZM151 114L152 113H150V115H149V117H151ZM155 114H157V113H155ZM160 114V113H159ZM162 114V113H161ZM166 114V113H165ZM164 114V115H165ZM204 114V113H203ZM215 114V113H214ZM220 114V113H219ZM245 114V113H244ZM253 114V113H252ZM257 114V113H256ZM47 115V114H46ZM70 115V114H69ZM68 115V116H69ZM72 115H74V114H72ZM86 115V114H85ZM125 115V114H124ZM148 115V114H147ZM195 115V114H194ZM211 115V114H210ZM209 115V116H210ZM260 115H262V114H260ZM259 115V116H260ZM10 116L11 117H14V120H16V122L18 121V123L19 124H21V126H20V129H13V127H12V125H11V123H10ZM38 116V117H37ZM51 116V115H50ZM65 116V115H64ZM67 116V115H66ZM65 116V117H66ZM76 116V115H75ZM130 116V115H129ZM134 116V115H133ZM139 116V115H138ZM141 116V115H140ZM143 116H146V114L145 115H143ZM153 116V115H152ZM169 116H170V114H169ZM176 116H177V114H176ZM208 116V117H209ZM235 116V115H234ZM242 116V115H241ZM258 116V115H257ZM49 117V116H48ZM61 117V116H60ZM60 117H59V119H60ZM84 117H86V116H84ZM109 117V116H108ZM120 117V116H119ZM175 117V116H174ZM233 117V116H232ZM77 118V117H76ZM96 118V117H95ZM115 118H116V116H115ZM126 118V117H125ZM136 118V117H135ZM157 118V117H156ZM176 118V117H175ZM207 118V117H206ZM245 118V117H244ZM253 118V117H252ZM45 119V118H44ZM66 119V118H65ZM70 119V118H69ZM79 119V118H78ZM83 119V118H82ZM85 119H87V118H85ZM119 119V118H118ZM122 119V118H121ZM146 119H147V117H146ZM152 119H153V117H152ZM155 119V118H154ZM220 119V118H219ZM248 119V118H247ZM255 120H256V118H254ZM62 120V119H61ZM64 120V119H63ZM94 120V119H93ZM127 120V119H126ZM144 120V119H143ZM172 120V119H171ZM182 120H183V118H182ZM233 120H235V119H233ZM245 120V119H244ZM262 120H264V119H262ZM45 121V123H46V121H48V120H44ZM71 121H72V119H71ZM77 121V120H76ZM97 121H102V120H97ZM124 121V120H123ZM132 121H134V123H135V119L134 120H132ZM151 121H153V120H151ZM166 121V120H165ZM60 122V121H59ZM65 122V121H64ZM70 122V121H69ZM74 122V121H73ZM83 122V121H82ZM81 122V123H82ZM104 122V121H103ZM110 122V121H109ZM148 122H150V121H148ZM176 122V121H175ZM187 122V121H186ZM244 122V121H243ZM260 122V121H259ZM54 123H55V121H54ZM86 123V122H85ZM106 123H108V122H106ZM106 123L104 124L105 126H106ZM121 123V122H120ZM123 123V122H122ZM138 123V122H137ZM153 123H155V122H153ZM170 123V122H169ZM177 123V122H176ZM251 123V122H250ZM17 124V123H16ZM42 124V123H41ZM43 124H44V122H43ZM59 124V123H58ZM131 125H133L132 123H130ZM142 124V123H141ZM174 124V123H173ZM187 124H188V122H187ZM47 125V124H46ZM60 125H62V124H60ZM81 125V124H80ZM87 126H88V124H86ZM95 125H96V123H95ZM117 125H118V123H117ZM122 125V124H121ZM129 125V124H128ZM140 125V124H139ZM138 125V126H139ZM179 125V124H178ZM185 125V124H184ZM210 125V124H209ZM238 125V124H237ZM14 126V125H13ZM64 126V125H63ZM79 126V125H78ZM126 126V125H125ZM141 126V125H140ZM143 126V125H142ZM180 126V125H179ZM189 126V125H188ZM245 126V125H244ZM248 126V125H247ZM251 126V125H250ZM250 126H248V127H250ZM262 126H264V124H262ZM19 127V126H18ZM61 127V126H60ZM59 126H58V128H60ZM82 127V126H81ZM84 127H85V124H84ZM116 127H119V126H116ZM124 127V126H123ZM213 127V126H212ZM73 128V127H72ZM111 128V127H110ZM114 126H113V131H114ZM65 129V128H64ZM68 129V128H67ZM67 129H65V130H67ZM112 129V128H111ZM119 129H120V127H119ZM135 129V128H134ZM251 129V128H250ZM76 130V129H75ZM97 130V129H96ZM124 130V129H123ZM129 130V129H128ZM132 130V129H131ZM145 130V129H144ZM154 130V129H153ZM167 130V129H166ZM180 130V129H179ZM51 131H53L52 133H51ZM138 131V130H137ZM143 131V130H142ZM189 131V130H188ZM191 131V130H190ZM189 131V132H190ZM193 131V130H192ZM59 132H60V129H59ZM63 132H64V130H63ZM98 132V131H97ZM108 132H109V130H108ZM120 132V131H119ZM133 132V131H132ZM139 132L140 131H138V134H139ZM147 132V131H146ZM154 132V131H153ZM164 132H165V130H164ZM238 132H239V130H238ZM68 133V132H67ZM69 133H71V132H69ZM81 133H82V131H81ZM80 133V134H81ZM105 133V132H104ZM117 133V132H116ZM123 133V132H122ZM136 133V132H135ZM157 133V132H156ZM155 133V134H156ZM159 133V132H158ZM185 133V132H184ZM52 136H51V135ZM87 134H88V132H87ZM127 134V133H126ZM125 134V135H126ZM142 135H143V132L141 133ZM140 134V135H141ZM172 134V133H171ZM176 134V133H175ZM178 134V133H177ZM196 134V133H195ZM249 134H250V131H249ZM1 135H2V137H1ZM56 135V136H55ZM62 135V134H61ZM75 135V134H74ZM86 135V134H85ZM115 135H117V134H115ZM120 135V134H119ZM118 135V136H119ZM124 135V134H123ZM146 135H147V133H146ZM153 135V134H152ZM161 135V134H160ZM174 135V134H173ZM182 135H183V133H182ZM182 135H180V137H179V139L180 138H182L181 136ZM6 136V137H5ZM62 136H64V135H62ZM66 136V135H65ZM69 136V135H68ZM67 136V137H68ZM87 136V135H86ZM96 136V135H95ZM95 136H93V137H95ZM103 136V135H102ZM145 136V135H144ZM149 136V135H148ZM151 136V135H150ZM155 136V135H154ZM162 136V135H161ZM172 136V135H171ZM170 136V137H171ZM178 136V135H177ZM185 136V135H184ZM183 136V137H184ZM248 136V135H247ZM61 137V136H60ZM83 136H81V138H82ZM123 137H125V136H123ZM176 137V136H175ZM243 137H244V135H243ZM13 138H14V140H13ZM66 138V137H65ZM65 138H64V140H65ZM78 138V137H77ZM133 138V137H132ZM144 138V137H143ZM149 138V137H148ZM147 138V139H148ZM155 138H157L156 136H155ZM165 138V137H164ZM178 138V137H177ZM189 138V137H188ZM193 138H195V137H193ZM196 138H198L197 136H196ZM60 138H58V140H56V141H60L59 140ZM63 139V138H62ZM74 139V138H73ZM79 139V138H78ZM97 139V138H96ZM149 139H151V138H149ZM190 139V138H189ZM200 139V138H199ZM16 140V141H15ZM119 140V139H118ZM125 140V139H124ZM127 140V139H126ZM128 140H130V139H128ZM145 140V139H144ZM158 140V139H157ZM164 140V139H163ZM170 140V139H169ZM174 140H177L178 141V139H174ZM187 140V139H186ZM185 140V141H186ZM1 141V140H0ZM4 141V140H3ZM2 141V142H3ZM80 141H81V139H80ZM141 140L139 139V142H140ZM148 141V140H147ZM159 141V140H158ZM157 141V142H158ZM171 141V140H170ZM191 141V140H190ZM197 141H198V139H197ZM237 141V140H236ZM243 141V140H242ZM128 142V141H127ZM126 142V143H127ZM131 142H132V140H131ZM134 142V141H133ZM149 142H150V140H149ZM159 142H161V141H159ZM179 142V141H178ZM181 142H182V139H181ZM180 142V143H181ZM191 142H193V141H191ZM201 142H203V140L201 141ZM247 142V141H246ZM60 143V142H59ZM66 143V142H65ZM74 143V142H73ZM84 143V142H83ZM155 143V142H154ZM175 143V142H174ZM242 143H244V141L242 142ZM50 144V143H49ZM103 144V143H102ZM118 144H120V143H118ZM143 144V143H142ZM162 144V143H161ZM182 144H183V142H182ZM191 144H194V143H191ZM199 144V143H198ZM201 144V143H200ZM1 145V144H0ZM56 145H57V143H56ZM73 145V144H72ZM96 145V144H95ZM111 145V144H110ZM152 145H154V144H152ZM160 145V144H159ZM163 145H164V143H163ZM172 145V144H171ZM176 145H178V144H176ZM175 145V146H176ZM205 145V144H204ZM49 146V145H48ZM52 146V145H51ZM84 146V145H83ZM88 146V145H87ZM99 146V145H98ZM157 146V145H156ZM169 146V145H168ZM173 146H174V144H173ZM179 146V145H178ZM183 146H185V145H183ZM191 146V145H190ZM258 146V145H257ZM1 147H2V145H1ZM66 147V146H65ZM69 147V146H68ZM70 147H72L71 146V144H70ZM77 147V146H76ZM144 147V146H143ZM150 147V146H149ZM152 147V146H151ZM154 147V146H153ZM159 147V146H158ZM161 147V146H160ZM159 147V148H160ZM163 147V146H162ZM162 147H161V149H162ZM165 147V146H164ZM198 147V146H197ZM210 147V146H209ZM50 148V147H49ZM75 148V147H74ZM85 148V147H84ZM128 148V147H127ZM142 148V147H141ZM175 148V147H174ZM186 148V147H185ZM189 148V147H188ZM187 148V149H188ZM199 148V147H198ZM201 148V147H200ZM205 147H203V149H204ZM65 149V148H64ZM67 149V148H66ZM82 149V148H81ZM105 149V148H104ZM144 149V148H143ZM150 149V148H149ZM166 149H168L167 147H166ZM175 149H178V148H175ZM5 150V149H4ZM59 150V149H58ZM69 150V149H68ZM77 150V149H76ZM79 150H80V148H79ZM96 150V149H95ZM94 150V151H95ZM147 150V149H146ZM182 150H184V149H182ZM181 150V151H182ZM211 150V149H210ZM7 151H6V154H7ZM73 151V150H72ZM87 151V150H86ZM106 151V150H105ZM178 151V150H177ZM196 151V150H195ZM257 151V150H256ZM258 151H260V150H258ZM1 152H3V151H1ZM34 152H35V150H34ZM45 152V151H44ZM67 152V151H66ZM97 152V151H96ZM107 152V151H106ZM133 152V151H132ZM168 152V151H167ZM174 152V151H173ZM183 152V151H182ZM185 152V151H184ZM196 152H198V151H196ZM208 152V150H206V153ZM210 152V151H209ZM46 153V152H45ZM54 153V152H53ZM72 153H74V152H72ZM78 153H79V151H78ZM81 154H82V152H80ZM99 153V152H98ZM97 153V154H98ZM100 153H102V152H100ZM151 153V152H150ZM160 153V152H159ZM158 153V151H157V154H159ZM164 153H166V152H164ZM191 153V152H190ZM46 154H48V153H46ZM61 154V153H60ZM76 154V153H75ZM145 154V153H144ZM148 154V153H147ZM152 154H153V152H152ZM161 154V153H160ZM159 154V155H160ZM182 154V153H181ZM196 154V153H195ZM202 154V153H201ZM204 154V153H203ZM213 154V153H212ZM42 155V154H41ZM40 155V156H41ZM142 155V154H141ZM173 155H174V153H167L166 154V156L168 157V158H171V159H173L174 157H173ZM193 155V154H192ZM196 155H198V153L196 154ZM14 156V155H13ZM12 156V157H13ZM17 156V155H16ZM24 156V155H23ZM22 156V157H23ZM48 156V155H47ZM65 156V155H64ZM80 156V155H79ZM85 156H86V154H85ZM88 156V155H87ZM86 156V157H87ZM91 156H93V155H91ZM102 156V155H101ZM149 156H150V154H149ZM153 156V155H152ZM151 156V157H152ZM210 156V155H209ZM2 157V156H1ZM7 157V156H6ZM9 157V156H8ZM18 157V156H17ZM32 157H34V156H32ZM56 157V156H55ZM58 157V156H57ZM63 157V156H62ZM99 157V156H98ZM145 157V156H144ZM148 156L146 155V158H147ZM154 157H156V153H155V156ZM161 157H162V155H161ZM189 157V156H188ZM193 157V156H192ZM192 157H189V158H191V160L193 161V159H192ZM195 157V156H194ZM15 158V157H14ZM78 158V157H77ZM95 158V157H94ZM105 158V157H104ZM140 158H141V156H140ZM179 158H183V157H179ZM178 158V159H179ZM186 158V157H185ZM207 158V157H206ZM19 159V158H18ZM38 159V158H37ZM63 159V158H62ZM86 159V158H85ZM84 159V160H85ZM121 159V158H120ZM141 159H143V158H141ZM148 159V158H147ZM146 159V160H147ZM187 159V158H186ZM185 159V160H186ZM14 160V159H13ZM29 160V159H28ZM83 160V161H84ZM90 160V159H89ZM99 160H100V158H99ZM105 160V159H104ZM103 160V161H104ZM131 160V159H130ZM150 160V159H149ZM158 160H161L160 158H158ZM163 160V159H162ZM174 160H177V159H174ZM197 160H198V156H197ZM18 161V160H17ZM25 161V160H24ZM23 161V162H24ZM39 161H43V160H39ZM50 161V160H49ZM91 161V160H90ZM110 161V160H109ZM108 161V162H109ZM132 161V160H131ZM155 161H156V159H155ZM195 161V160H194ZM193 161V162H194ZM203 161V160H202ZM3 162V161H2ZM7 162H10V161H7ZM6 161H5V163H7ZM34 162H35V158H34ZM59 162V161H58ZM57 162V163H58ZM75 162H76V160H75ZM107 162V161H106ZM134 162V161H133ZM136 162H137V160H136ZM135 162V163H136ZM143 162H144V160H143ZM150 162V161H149ZM165 162V161H164ZM178 162V161H177ZM180 162V161H179ZM178 162V163H179ZM197 162V161H196ZM205 162V161H204ZM207 162V161H206ZM11 163V162H10ZM18 163V162H17ZM24 163H26V162H24ZM23 163V164H24ZM56 163V164H57ZM66 164H68L69 166L71 165V167H74V165H76L72 160H69L68 162H65ZM83 163V162H82ZM97 163V162H96ZM127 163H129L128 161H127ZM162 163V162H161ZM200 163H202V162H200ZM199 163V164H200ZM15 164V163H14ZM21 164V163H20ZM19 164V165H20ZM41 164H42V162H41ZM64 164V163H63ZM62 164V165H63ZM88 164V163H87ZM105 164V163H104ZM144 164V163H143ZM150 164V163H149ZM164 164V163H163ZM162 164V165H163ZM203 164V163H202ZM207 164V163H206ZM8 165V164H7ZM19 165H17V166H19ZM34 165V164H33ZM80 165V164H79ZM91 165V164H90ZM103 165V164H102ZM115 165H117V164H114V166ZM139 165H140V162H139ZM142 165V164H141ZM146 165V164H145ZM152 165V164H151ZM162 165H160V166H162ZM167 165V164H166ZM178 165V164H177ZM198 165V164H197ZM196 165V166H197ZM208 165H209V163H208ZM215 165V164H214ZM10 166V165H9ZM14 166V165H13ZM17 166H15V167H17ZM25 166V165H24ZM27 166H29L28 165V163H27ZM36 166V165H35ZM43 166V165H42ZM54 166V165H53ZM67 166V165H66ZM112 166V165H111ZM136 166V165H135ZM159 166V165H158ZM171 166V165H170ZM206 166V165H205ZM211 166V165H210ZM216 166V165H215ZM219 166V165H218ZM217 166V167H218ZM23 167V166H22ZM47 167V166H46ZM63 167V166H62ZM94 167V166H93ZM120 167V166H119ZM139 167V166H138ZM146 167H148V166H146ZM145 167V168H146ZM150 167V166H149ZM148 167V168H149ZM174 167V166H173ZM172 167V168H173ZM200 167H202V166H200ZM211 167H213V166H211ZM5 168V167H4ZM4 168H2V166H0V169H3V171L2 172H5V170H4ZM24 168V167H23ZM34 168H36V167H34ZM68 168V167H67ZM77 168H79L78 166H77ZM88 168V167H87ZM105 169H106V167H104ZM128 168V167H127ZM130 168H132L131 166H130ZM134 168V167H133ZM140 168V167H139ZM147 168V169H148ZM153 168H155V167H153ZM171 168V167H170ZM177 168V167H176ZM184 168V167H183ZM186 168V167H185ZM213 168H215V167H213ZM10 169V168H9ZM12 169V168H11ZM17 169V168H16ZM89 169V168H88ZM121 169V168H120ZM129 169V168H128ZM146 169V170H147ZM165 169H168V167L166 168L165 167ZM187 169V168H186ZM217 169H220L221 170V168H217ZM27 170V169H26ZM50 170H52V169H50ZM76 170V169H75ZM80 170V169H79ZM110 170V169H109ZM130 170V169H129ZM148 170H150V169H148ZM157 170V169H156ZM155 170V171H156ZM175 168H174V172H175ZM179 170V169H178ZM206 170V169H205ZM227 171H228V169H226ZM9 171V170H8ZM24 171V170H23ZM38 171V170H37ZM57 171V170H56ZM91 171V170H90ZM103 171H107V170H103ZM112 171V170H111ZM127 171V170H126ZM134 171V170H133ZM132 171V172H133ZM141 171H142V169H141ZM144 171V170H143ZM154 171V172H155ZM158 171V170H157ZM163 171V170H162ZM164 171H166V170H164ZM173 171V170H172ZM181 171V170H180ZM183 171V170H182ZM202 171V170H201ZM204 171V170H203ZM214 171H216V170H214ZM223 171V170H222ZM2 172L0 173V186H1V188H7V190L8 191H10V192H13L14 193V195L16 194V195H20V196H24V198L28 201L29 200V196L31 195V194H35V195H38L39 194V190L37 189V186L35 185V184H32V182L31 183H29V182H27V184L29 185V189H30V191L28 190V193H30V195H28L27 196V194L25 193V192H23V190L22 189H19L17 186L15 187V184H13L12 182H10V181H7L5 178H3V175H2ZM44 172V171H43ZM77 172V171H76ZM85 172H86V170H85ZM100 172H102L101 170H100ZM120 172V171H119ZM148 172V171H147ZM170 172H171V170H170ZM178 172V171H177ZM186 173H187V171H185ZM204 172H206V171H204ZM48 173V172H47ZM46 173V174H47ZM59 173V172H58ZM62 173V172H61ZM60 173V174H61ZM75 173V172H74ZM80 173V172H79ZM83 173V172H82ZM81 173V174H82ZM87 173V172H86ZM85 173V174H86ZM131 173V172H130ZM129 173V174H130ZM137 174H138V170H137V172H136ZM149 173V172H148ZM152 173V172H151ZM168 173V172H167ZM172 173V172H171ZM182 172H180V174H181ZM198 173V172H197ZM203 173V172H202ZM213 173V172H212ZM228 173V172H227ZM18 174V173H17ZM46 174H44V175H46ZM69 174V173H68ZM77 174V173H76ZM84 174V173H83ZM82 174V175H83ZM88 174V173H87ZM86 174V175H87ZM97 174V173H96ZM106 174V173H105ZM113 174V173H112ZM116 174V173H115ZM124 173H121V174H119V175H123ZM128 174V173H127ZM134 174V173H133ZM141 174V173H140ZM143 174V173H142ZM154 174H156V173H153V175ZM166 174V173H165ZM206 174V173H205ZM7 175H9V174H7ZM11 175V174H10ZM22 175H24V172H23V174ZM41 175V174H40ZM69 175H71V174H69ZM114 175V174H113ZM112 175V176H113ZM164 175V174H163ZM171 176H172V174H170ZM175 175V174H174ZM186 175V174H185ZM189 175H191V174H189ZM196 174H194V176H195ZM197 175H199L200 176V174H197ZM218 175L219 174H217V177H218ZM230 175V174H229ZM14 176V175H13ZM13 176H12V179H13ZM15 176H17V175H15ZM19 176V175H18ZM17 176V177H18ZM63 176V175H62ZM75 176V175H74ZM79 176V175H78ZM97 176V175H96ZM95 176V177H96ZM106 176V175H105ZM111 176V177H112ZM142 176V175H141ZM144 176V175H143ZM152 176V175H151ZM157 176V175H156ZM166 176V175H165ZM165 176H163L164 178H165ZM170 176V177H171ZM176 176V175H175ZM180 176H184V174L183 175H179V177ZM205 176V175H204ZM227 176H228V174H227ZM231 176V175H230ZM230 176H228V178L230 177ZM9 177V176H8ZM22 176H19V178L20 179H23V178H21ZM24 177H26V179L28 178V176H24ZM30 177V176H29ZM53 177H54V175H53ZM60 177V176H59ZM66 177H68V176H66ZM80 177V176H79ZM92 177V176H91ZM90 177V178H91ZM100 177V176H99ZM109 177V176H108ZM113 177H115V176H113ZM159 177V176H158ZM161 178H158L159 180L161 179L162 180V176H160ZM169 177V176H168ZM192 177V176H191ZM209 177H211V176H209ZM15 178V177H14ZM101 178H102V176H101ZM105 178V177H104ZM126 178H127V176H126ZM134 178V177H133ZM139 178V177H138ZM148 178V177H147ZM152 178V177H151ZM175 178V177H174ZM187 178V177H186ZM196 178V177H195ZM55 179V178H54ZM67 179V178H66ZM87 179V178H86ZM93 179V178H92ZM106 179H107V177H106ZM105 179V180H106ZM112 178H110V180H111ZM146 179V178H145ZM153 179V178H152ZM157 179V183H159L160 181ZM173 179V178H172ZM189 179V178H188ZM200 179V178H199ZM205 179H207V178H205L204 177V179H202V180H204V181H206ZM220 179V178H219ZM232 179L233 178H231L230 179V181H232ZM240 179V178H239ZM15 180H16V178H15ZM24 180V179H23ZM70 180V179H69ZM77 180V179H76ZM109 180V179H108ZM127 180H128V178H127ZM142 180V179H141ZM154 180V179H153ZM152 180V181H153ZM168 180H171V179H168ZM168 180H167V182H168ZM177 180V179H176ZM191 180H193V179H191ZM198 180V179H197ZM208 180V179H207ZM211 180L213 181V179L211 178ZM223 180V179H222ZM234 180V179H233ZM253 180V179H252ZM18 181V180H17ZM16 181V182H17ZM30 181H31V179H30ZM33 181V180H32ZM87 181H88V179H87ZM99 181V180H98ZM126 181V180H125ZM138 181V180H137ZM149 181V180H148ZM164 181V180H163ZM173 181V180H172ZM199 181V180H198ZM203 181V183L205 184V182ZM211 181V182H212ZM218 181H220V180H218ZM241 181H242V179H241ZM35 182V181H34ZM59 182V181H58ZM83 182H84V180H83ZM92 182V181H91ZM90 182V183H91ZM141 182H143V181H141ZM162 182V181H161ZM176 182V184H177V181H175ZM208 182V181H207ZM207 182H206V184L205 185H207ZM221 183H222V181H220ZM237 182V181H236ZM252 182V181H251ZM56 183V182H55ZM75 183V182H74ZM77 183V182H76ZM100 183V182H99ZM138 183V182H137ZM146 183V182H145ZM156 183V182H155ZM169 183H171V181L169 182ZM195 183V182H194ZM200 183V182H199ZM216 183V182H215ZM219 183V182H218ZM19 184V183H18ZM81 184V183H80ZM103 184H105V183H103ZM110 184H111V181H110ZM121 184V183H120ZM128 184V183H127ZM127 184H126V186H127ZM140 184V183H139ZM159 184H161V183H159ZM163 184V183H162ZM164 184H166V182H164ZM163 184V185H164ZM168 184V183H167ZM166 184V185H167ZM172 184H174L175 186H176V184L175 183H172ZM201 184V183H200ZM199 184V185H200ZM212 184V183H211ZM214 184V183H213ZM220 184V183H219ZM239 184V183H238ZM248 184V183H247ZM82 185V184H81ZM130 185H132V184H130ZM166 185H164V186H166ZM177 185H180V182H178V184ZM204 185V186H205ZM210 185V184H209ZM216 184H214V186H215ZM227 185H229V184H227ZM245 185V184H244ZM20 186V185H19ZM22 186V185H21ZM97 186H98V184H97ZM103 186V185H102ZM111 186V185H110ZM123 186H125V184L123 185ZM122 186V187H123ZM156 186H157V184H156ZM191 186V185H190ZM203 186V185H202ZM212 186V188H213V185H211ZM222 186V185H221ZM256 186V185H255ZM23 187V186H22ZM21 187V188H22ZM40 187V186H39ZM60 187V186H59ZM71 187V186H70ZM93 187V186H92ZM95 187V186H94ZM115 187V186H114ZM138 187V186H137ZM146 187H148V186H146ZM152 187V186H151ZM154 187V186H153ZM167 187H168V185H167ZM183 187H185V185L183 184ZM188 187V186H187ZM215 187H217V186H215ZM214 187V188H215ZM224 187V186H223ZM231 187V186H230ZM245 187V186H244ZM64 188H66L65 186H64ZM103 188V187H102ZM108 188H109V186H108ZM126 188V187H125ZM171 188V187H170ZM174 188V187H173ZM179 188V187H178ZM218 188V187H217ZM222 188V187H221ZM229 188V187H228ZM258 188V187H257ZM80 189V188H79ZM92 189V188H91ZM97 189H98V187H97ZM106 189V188H105ZM112 189H113V187H112ZM112 189H111V191H112ZM116 189V188H115ZM129 189V188H128ZM135 189V188H134ZM138 189H140L139 187H138ZM137 189V191H139ZM158 189H160V188H158ZM169 189V188H168ZM176 189V188H175ZM183 190H184V188H182ZM182 189H179V191L180 190H182ZM188 190H190V193H191V189H189V187L187 188ZM194 189V188H193ZM233 189H236V188H233ZM260 189H261V187H260ZM260 189H258L259 191H260ZM64 190V189H63ZM67 190V189H66ZM86 190V189H85ZM127 190V189H126ZM126 190H125V193H126ZM132 190V189H131ZM141 190V189H140ZM143 190V189H142ZM147 190V189H146ZM169 190H171V189H169ZM215 190H217V189H215ZM245 190H247L246 189V187H245ZM256 190V189H255ZM262 190H264V188H262ZM261 190V191H262ZM3 191H5L4 189H0V198H1V195H2V192ZM77 191V190H76ZM83 191H84V189H83ZM82 191V192H83ZM95 191V190H94ZM98 191V190H97ZM108 191V190H107ZM130 191V190H129ZM132 191H134V190H132ZM131 191V192H132ZM153 191V190H152ZM166 191H168V190H166ZM193 191V190H192ZM214 191V190H213ZM221 191H222V189H221ZM234 191L235 190H233V193H234ZM257 191V190H256ZM67 192V191H66ZM86 192V191H85ZM93 191H91V193H92ZM114 194H116L119 198H121V201L123 200V201H126V200H128L129 198H127V197H125V194H124V187H123V189L122 188H117V190L115 191V190H113L112 191ZM156 192V191H155ZM158 192V191H157ZM194 192V191H193ZM210 192H212V191H210ZM220 192V191H219ZM228 192V191H227ZM239 192V191H238ZM237 192V193H238ZM70 193V192H69ZM77 193V192H76ZM87 193V192H86ZM94 193V192H93ZM109 193V192H108ZM111 193V192H110ZM137 193V192H136ZM169 192H167V194H168ZM173 193V192H172ZM186 193H188V192H186ZM201 193V192H200ZM213 193V192H212ZM214 193H216V192H214ZM223 193H226V192H223ZM228 193H231L232 194V191L230 192H228ZM227 193V194H228ZM237 193H235L236 194V198H238L237 196ZM261 193H264V191H262ZM4 194V193H3ZM6 194V193H5ZM42 194H45V193H42ZM77 194H79V193H77ZM76 194V195H77ZM85 193H83V195H84ZM114 194H112V195H110V196H113ZM138 194V193H137ZM144 194V193H143ZM146 194V193H145ZM158 194V193H157ZM179 194H181V193H179ZM178 194V195H179ZM195 194H197V193H195ZM195 194H193V195H195ZM203 194V193H202ZM205 194V193H204ZM203 194V195H204ZM217 194V193H216ZM227 194H225L224 195V198L227 196ZM239 194V193H238ZM8 195V194H7ZM13 195V196H14ZM34 195V196H35ZM70 195V194H69ZM100 195V194H99ZM135 195V194H134ZM133 195V196H134ZM141 195V194H140ZM183 195V194H182ZM190 195V194H189ZM212 195V194H211ZM215 195V194H214ZM214 195H212L213 196V198H214ZM219 195H221V194H219ZM219 195H216V196H219ZM240 195V194H239ZM256 195V194H255ZM261 195V194H260ZM260 195L259 196H257V197H260ZM3 196V195H2ZM39 196H42V198H43V195H39ZM45 197L47 196V194L46 195H44ZM72 196V195H71ZM78 197H79V195H77ZM115 196V195H114ZM116 196V197H117ZM136 196V195H135ZM207 196H209V195H207ZM223 196V195H222ZM229 196H231L230 194H229ZM227 197L228 199L230 198V197ZM234 197H235V195H233ZM231 197V198H233L234 199V197ZM242 196V195H241ZM9 197V196H8ZM16 197V196H15ZM15 197H14V199H15ZM77 197V198H78ZM84 197V196H83ZM82 197V198H83ZM85 197H88V196H85ZM137 197V196H136ZM142 197V196H141ZM145 197V196H144ZM161 197H162V195H161ZM185 197V196H184ZM190 197V196H189ZM194 197V196H193ZM196 197V196H195ZM210 197V196H209ZM209 197H208V199H209ZM220 197V196H219ZM218 197V198H219ZM251 197H253V196H251ZM256 196H255V198H257ZM3 198V197H2ZM6 198V197H5ZM19 198V197H18ZM33 198V197H32ZM42 198H40V200L42 199ZM67 198V197H66ZM76 198V197H75ZM89 198V197H88ZM99 198H100V196H99ZM108 198H109V196H108ZM139 198V197H138ZM202 198V197H201ZM205 198V197H204ZM213 198H212V200H213ZM221 198V197H220ZM223 198V197H222ZM243 198V197H242ZM254 198V197H253ZM252 198V199H253ZM9 199H12V197H10ZM20 200H23V199H21V197L19 198ZM31 199V198H30ZM35 199V198H34ZM34 199H32V200H34ZM44 199V198H43ZM68 199V198H67ZM70 199V198H69ZM72 199H74V198H72ZM71 199V200H72ZM85 199V198H84ZM117 199V198H116ZM142 199H143V197H142ZM154 199V198H153ZM182 199V198H181ZM194 199V198H193ZM228 199H226L225 198V200L227 201ZM38 200V199H37ZM37 200H36V202H37ZM112 200V199H111ZM136 200H137V198H136ZM144 200V202L146 201L145 199H143ZM155 201H156V199H154ZM187 200V198L185 199V201ZM192 200V199H191ZM199 200V199H198ZM218 200V199H217ZM232 200V199H231ZM238 201V203H240V200L239 199H237ZM6 201V200H5ZM90 201V200H89ZM106 201V200H105ZM109 201V200H108ZM135 201V200H134ZM134 201L132 200V202H133V204H134ZM141 201V200H140ZM170 201H172V200H170ZM195 201V200H194ZM206 201H208V200H206ZM220 201V200H219ZM236 200H234L233 202H235ZM256 201V200H255ZM13 202V201H12ZM16 202V201H15ZM24 202V201H23ZM33 202H35V201H33ZM35 202V203H36ZM44 202V201H43ZM58 202V201H57ZM104 202V201H103ZM112 202V201H111ZM131 202V201H130ZM129 202V203H130ZM137 202V201H136ZM179 202V201H178ZM178 202H176V203H178ZM180 202H182V201H180ZM187 202H189V201H187ZM205 202V201H204ZM212 202V201H211ZM213 202H215L216 203V200L214 199V201ZM236 202V203H237ZM257 202V201H256ZM262 202V201H261ZM1 203H3L4 204V202H3V200L1 199ZM0 203V213H2L3 211H2V209L4 208V206H2V204ZM6 203V202H5ZM10 203V202H9ZM17 203H19V202H17ZM21 203V202H20ZM19 203V204H20ZM42 203V202H41ZM40 203V204H41ZM69 203H71V201L69 202ZM113 203V202H112ZM119 203V202H118ZM155 203L156 202H154V205H155ZM186 203V202H185ZM206 203H210V200H209V202H206ZM215 203H213V205H215ZM219 203V202H218ZM231 203V202H230ZM237 203V204H238ZM242 203H243V201H242ZM18 204V205H19ZM27 204V203H26ZM38 204V203H37ZM44 204V203H43ZM42 204V205H43ZM58 204V203H57ZM100 204V203H99ZM123 204V203H122ZM126 204V203H125ZM132 204V205H133ZM139 204V203H138ZM141 204V203H140ZM146 204H147V202H146ZM145 204V205H146ZM158 204V203H157ZM187 204V203H186ZM185 204V205H186ZM210 204H212V203H210ZM234 204V203H233ZM22 205V204H21ZM39 205V204H38ZM62 205V204H61ZM70 205V204H69ZM78 205V204H77ZM87 205V204H86ZM128 205V204H127ZM149 205V206H148ZM148 205H147V207H150V204L148 203ZM152 205H153V203H152ZM153 205V206H154ZM179 205V204H178ZM218 205V204H217ZM222 205H223V203H222ZM242 205H244V203L242 204ZM247 205V204H246ZM23 206H25V204L23 205ZM27 206V205H26ZM25 206V207H26ZM33 206V205H32ZM37 206V205H36ZM50 206V205H49ZM65 206V205H64ZM99 206V205H98ZM107 206H108V204H107ZM110 206V205H109ZM135 206V205H134ZM139 206V205H138ZM189 206V205H188ZM231 206V205H230ZM235 206V205H234ZM241 205H239V207H240ZM261 206V205H260ZM259 206V207H260ZM3 207V208H2ZM8 207V206H7ZM48 207V206H47ZM46 207V208H47ZM95 207V206H94ZM112 207V206H111ZM121 207V206H120ZM131 207V206H130ZM145 207V206H144ZM144 207H142V208H144ZM187 207V206H186ZM201 207H202V205H201ZM222 207V206H221ZM236 207H237V205H236ZM235 207V208H236ZM248 207H249V205H248ZM2 208V209H1ZM13 208V207H12ZM17 208V207H16ZM21 208V207H20ZM20 208H18L19 210H20ZM49 208V207H48ZM51 208H53V207H51ZM60 208V207H59ZM109 208V207H108ZM108 208H106V209H108ZM125 208H127V207H125ZM132 208V207H131ZM139 208H140V206H139ZM225 208V207H224ZM238 208V207H237ZM243 208V207H242ZM250 208V207H249ZM258 208V207H257ZM14 209V208H13ZM22 209V208H21ZM41 209H42V207H41ZM40 209V210H41ZM43 209H44V206H43ZM61 209V208H60ZM66 209H68V208H66ZM96 209H97V207H96ZM105 209V210H106ZM123 209V208H122ZM133 209H134V207H133ZM135 209H138V208H135ZM149 210H151L152 209V207H151V209L150 208H148ZM154 209V208H153ZM163 209H165V210H163ZM163 209H159L158 211H157V209H155L156 210V213L155 214H153L152 215V226H151V228H145V227H143V226H138L137 228H133V229H128V227H127V229H126V227H124L123 228V230H122V233L120 234V236L118 237V241H117V244H116V254H118V257H117V259H114V258H111L110 259V264H118V262L117 261H120V264H186L185 262H184V260L186 259V257L190 260V261H192V262H196V263H198V264H264V227H260V228H258V229H254V230H251L250 228H248V227H250V226H248V227H240V228H228V229H225V228H223V227H220V218L219 217H216V216H208V215H206L205 213H203V212H201V211H199V210H197V211H192L191 213H189V212H187V211H184V210H181L179 207H177V206H174V207H172V208H163ZM229 209V208H228ZM234 209V208H233ZM232 209V210H233ZM239 209H241V208H239ZM238 209V210H239ZM29 210V209H28ZM58 210V209H57ZM95 210V209H94ZM121 210V209H120ZM145 210V209H144ZM154 210V211H155ZM205 210V209H204ZM238 210H236V211H238ZM246 210V209H245ZM248 210V209H247ZM253 210V209H252ZM258 210V209H257ZM5 211H6V209H5ZM13 211V210H12ZM11 211V212H12ZM22 211V210H21ZM33 211H35V210H33ZM37 211H38V209H37ZM47 212H48V210H46ZM62 211V210H61ZM64 211H66V210H64ZM87 211V210H86ZM128 211H130V210H128ZM140 211H141V209H140ZM234 211H235V209H234ZM235 211V212H236ZM26 212H29V211H26ZM32 212V211H31ZM44 212H45V210H44ZM43 212V213H44ZM59 212V211H58ZM91 212V211H90ZM114 212V211H113ZM117 212H119V211H117ZM142 212H143V210H142ZM145 213L144 214H146V211H144ZM206 212V211H205ZM239 212V211H238ZM246 212H250V210L249 211H246ZM256 212V211H255ZM36 213V212H35ZM34 213V214H35ZM63 213V212H62ZM126 213H128V212H126ZM132 213V212H131ZM137 213V212H136ZM148 213V212H147ZM153 213V212H152ZM251 213V212H250ZM257 213V212H256ZM5 214V213H4ZM21 214H24V211H23V213H21ZM32 214V213H31ZM38 214V213H37ZM69 214V213H68ZM105 214V213H104ZM111 214V213H110ZM122 214V213H121ZM149 214V213H148ZM205 214V215H204ZM221 214L222 215H226L227 213H225V212H221ZM236 214V213H235ZM239 214V213H238ZM18 215H19V213H18ZM91 215V214H90ZM243 215V214H242ZM255 215V214H254ZM35 216V215H34ZM60 216V215H59ZM115 216V215H114ZM151 216V215H150ZM245 216V215H244ZM243 216V217H244ZM253 216V215H252ZM259 216V215H258ZM257 216V217H258ZM36 217V216H35ZM42 217V216H41ZM64 217V216H63ZM82 217H84V216H82ZM107 217H109V216H107ZM124 217V216H123ZM143 217V216H142ZM2 218H4V217H2ZM23 219H24V216L22 217ZM21 218V219H22ZM31 218V217H30ZM45 218V217H44ZM88 218V217H87ZM116 218V217H115ZM115 218H112L113 219V221H111V222H115ZM128 218V217H127ZM254 218H256V217H254ZM262 218V217H261ZM7 219H10V218H7ZM16 219V218H15ZM14 219V220H15ZM20 219V220H21ZM22 219V220H23ZM26 219V218H25ZM82 219V218H81ZM129 219V218H128ZM138 219V218H137ZM252 219V218H251ZM1 220V219H0ZM28 220V219H27ZM30 220V219H29ZM28 220V221H29ZM42 220V219H41ZM61 220V219H60ZM75 220V219H74ZM147 220H148V218H147ZM11 221V220H10ZM26 221V220H25ZM44 221V220H43ZM46 221V220H45ZM117 221V220H116ZM129 221V220H128ZM1 222V221H0ZM14 222H16V221H14ZM30 222V221H29ZM31 222H33V221H31ZM28 223V227H27V230H26V234H27V236H30V235H33L36 231H34V226H33V224L32 223ZM71 222V221H70ZM77 222V221H76ZM88 222V221H87ZM86 222V223H87ZM94 222V221H93ZM103 222V221H102ZM106 222V221H105ZM121 222V221H120ZM22 223V222H21ZM26 223V222H25ZM35 223V222H34ZM46 223V222H45ZM47 223H48V221H47ZM69 223V222H68ZM73 223H75V222H73ZM90 223V222H89ZM108 223V222H107ZM106 223V224H107ZM116 223H118V222H116ZM129 223V222H128ZM261 223H264V221H261ZM13 224V223H12ZM36 224L38 225V223L36 222ZM40 224V223H39ZM95 224H96V222H95ZM114 224V223H113ZM119 224V223H118ZM121 224V223H120ZM133 224H135L134 222H133ZM138 224V223H137ZM143 224V223H142ZM148 224H150V223H148ZM237 224V223H236ZM42 225V224H41ZM41 225H39V226H41ZM46 225V224H45ZM54 224H52V226H53ZM76 225V224H75ZM90 225V224H89ZM93 225V224H92ZM104 225H105V223H104ZM116 225V224H115ZM122 226H125L124 224H123V221H122V224H121ZM246 225V224H245ZM248 225H250V224H248ZM7 226V225H6ZM51 226V225H50ZM97 226V225H96ZM110 226H111V224H110ZM117 226V225H116ZM115 226V227H116ZM121 226V227H122ZM146 226V225H145ZM252 226V225H251ZM254 226V225H253ZM11 227H13V226H11ZM18 227V226H17ZM20 227V226H19ZM49 227V226H48ZM54 227V226H53ZM52 227V228H53ZM70 227V226H69ZM93 227V226H92ZM92 227H90V228H92ZM108 227H109V225H108ZM107 227V228H108ZM114 227V226H113ZM1 228H3V226L1 227ZM10 228V227H9ZM15 228H16V225H15ZM39 228V227H38ZM37 228V230H39ZM40 228H42V227H40ZM47 228V227H46ZM46 228H45V226L43 227V229H45L46 230ZM66 228V227H65ZM98 228V227H97ZM105 228V227H104ZM132 228V227H131ZM254 228V227H253ZM10 229H12V228H10ZM71 229V228H70ZM77 229V228H76ZM110 229V228H109ZM120 229V228H119ZM1 230V229H0ZM6 230V229H5ZM93 230V229H92ZM95 230V229H94ZM99 230V229H98ZM107 230V229H106ZM3 231V230H2ZM7 231V230H6ZM41 231V230H40ZM44 231V230H43ZM56 231V230H55ZM66 231V230H65ZM68 231V230H67ZM100 231V230H99ZM3 232H5V231H3ZM9 232V231H8ZM105 232V231H104ZM108 232V231H107ZM106 232V233H107ZM110 232H111V230H110ZM109 232V233H110ZM117 232V231H116ZM45 233L47 234V235H49V236H54L55 235V232H53V231H51V230H46L45 231ZM25 234V233H24ZM60 234H61V232H60ZM98 234H99V232H98ZM0 235H1V233H0ZM3 235V234H2ZM19 235V234H18ZM57 235H59V233H57ZM88 235V234H87ZM8 236V235H7ZM14 236V235H13ZM23 236V235H22ZM27 236H25V237H27ZM39 236V235H38ZM60 236V239H61V236L62 235H59ZM81 236V235H80ZM86 236V235H85ZM90 236V235H89ZM96 236V235H95ZM115 236V235H114ZM113 236V237H114ZM6 237V236H5ZM31 237V236H30ZM4 238V237H3ZM2 238V239H3ZM11 238V237H10ZM36 238H38V237H36ZM45 238H46V236H45ZM55 238H57V237H55ZM87 238V237H86ZM97 238V237H96ZM32 239V238H31ZM42 239V238H41ZM50 239V238H49ZM60 239H58V240H60ZM108 239V238H107ZM1 240V239H0ZM5 240V239H4ZM8 240V239H7ZM17 240V239H16ZM15 240V241H16ZM20 240V239H19ZM38 240V239H37ZM51 240V239H50ZM57 240V241H58ZM65 240V239H64ZM93 240V239H92ZM100 240V239H99ZM105 240H106V238H105ZM109 240H111V239H109ZM112 240H113V238H112ZM111 240V241H112ZM39 241V240H38ZM47 241H49V240H47ZM54 241H56L55 239H54ZM56 241V242H57ZM1 242V241H0ZM19 242V241H18ZM25 242V241H24ZM23 242V243H24ZM27 242V241H26ZM31 242V241H30ZM42 242V241H41ZM66 241H64V243H65ZM67 242H69V241H67ZM93 242V241H92ZM15 243V242H14ZM21 243V242H20ZM20 243H19V245H20ZM36 242L34 241V244H35ZM38 243V242H37ZM55 243V242H54ZM108 243V242H107ZM9 244H10V242H9ZM16 244H17V242H16ZM32 244V243H31ZM38 244H40V243H38ZM42 244V243H41ZM48 244H50V243H48ZM48 244H47V246H48ZM53 244V243H52ZM72 244V243H71ZM3 245V244H2ZM23 245V244H22ZM27 245V244H26ZM25 245V246H26ZM67 245V244H66ZM65 245V246H66ZM100 245V244H99ZM9 246V245H8ZM12 246V245H11ZM51 246V245H50ZM50 246H48V247H50ZM53 246V245H52ZM51 246V247H52ZM72 246V245H71ZM95 246H96V244H95ZM106 246V245H105ZM108 246V245H107ZM112 246V245H111ZM16 247V246H15ZM35 247V246H34ZM34 247H33V249H34ZM43 247V246H42ZM41 247V248H42ZM54 247H57V245H55ZM74 247H76L77 248V246H74ZM73 247V248H74ZM92 247V246H91ZM99 247H101V246H99ZM104 247V246H103ZM2 248V247H1ZM40 248V249H41ZM64 248V247H63ZM72 248V249H73ZM94 248V247H93ZM105 248V247H104ZM107 248V247H106ZM48 249V248H47ZM51 249V248H50ZM57 249V248H56ZM56 249H55V251H56ZM65 249V248H64ZM81 249V248H80ZM80 249H79V251H80ZM95 249V248H94ZM109 249V248H108ZM1 250V249H0ZM44 250V249H43ZM46 250V249H45ZM57 250H59V248L57 249ZM110 250V249H109ZM2 251H3V249H2ZM7 251V250H6ZM10 250H8V252H9ZM18 251V250H17ZM24 251V250H23ZM50 250H48V252H49ZM55 251H54V253H55ZM72 251V250H71ZM75 251H76V249H75ZM86 251V250H85ZM52 252V251H51ZM61 252V251H60ZM59 252V253H60ZM64 252V251H63ZM62 252V253H63ZM113 252V251H112ZM25 253V252H24ZM77 252H75L74 254H76ZM82 253V252H81ZM85 253V252H84ZM91 253V252H90ZM5 254V253H4ZM17 254V253H16ZM19 254V253H18ZM51 254V253H50ZM67 254H68V252H67ZM1 255V254H0ZM21 255V254H20ZM23 255H25V254H23ZM29 255V254H28ZM33 255V254H32ZM61 255H63V254H61ZM65 255V254H64ZM73 255V254H72ZM88 255V254H87ZM35 256H36V254H35ZM40 256H42V255H40ZM52 256V255H51ZM50 256V257H51ZM68 256H69V254H68ZM74 256V255H73ZM15 257H17V256H15ZM24 257V256H23ZM32 257V256H31ZM39 257V256H38ZM46 257V256H45ZM53 257V256H52ZM63 257V256H62ZM71 257V256H70ZM78 257V256H77ZM81 257V256H80ZM79 257V258H80ZM83 257V256H82ZM88 257V256H87ZM94 257H96V256H94ZM98 257V256H97ZM9 258V257H8ZM56 258H58V257H56ZM76 258V257H75ZM74 258V259H75ZM4 259V258H3ZM23 259V258H22ZM28 259H29V257H28ZM35 258H33V260H34ZM39 259V258H38ZM47 259V258H46ZM49 259H51V258H49ZM48 259V260H49ZM61 259H63V258H61ZM65 259V258H64ZM72 260H74L73 258H71ZM9 260V259H8ZM12 260V259H11ZM14 260V259H13ZM20 260V259H19ZM37 260V259H36ZM52 260V259H51ZM58 260V259H57ZM68 260V259H67ZM69 260H70V258H69ZM77 260H79V259H77L76 258V261ZM100 260H101V258H100ZM10 261V260H9ZM17 261V260H16ZM25 261V260H24ZM27 261V260H26ZM32 261V260H31ZM35 261V260H34ZM40 261V260H39ZM62 261V260H61ZM99 261V260H98ZM186 261V260H185ZM4 262V261H3ZM55 262H57V261H55ZM75 262V261H74ZM79 262H81V261H79ZM79 262H77V263H79ZM93 262V261H92ZM9 263V262H8ZM15 263V262H14ZM33 263V262H32ZM63 263V262H62ZM67 263V262H66ZM76 263V264H77ZM85 263V262H84ZM104 263V262H103ZM5 264H7V263H5ZM21 264V263H20ZM37 264V263H36ZM46 264H48V263H46ZM65 264V263H64ZM73 264V263H72Z\"/></svg>","mask_w":264,"mask_h":264}]
</instances>
